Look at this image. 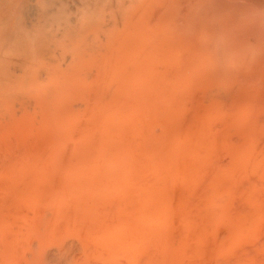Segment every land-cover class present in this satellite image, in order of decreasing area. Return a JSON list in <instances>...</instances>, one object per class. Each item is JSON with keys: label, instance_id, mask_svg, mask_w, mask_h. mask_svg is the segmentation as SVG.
I'll use <instances>...</instances> for the list:
<instances>
[{"label": "bare ground", "instance_id": "6f19581e", "mask_svg": "<svg viewBox=\"0 0 264 264\" xmlns=\"http://www.w3.org/2000/svg\"><path fill=\"white\" fill-rule=\"evenodd\" d=\"M57 89H59V91ZM54 90H57L58 94ZM60 90L61 91L65 90V92L68 91L69 93L70 92L72 93L73 91H76V93H78L77 91H80L79 93H82L81 95L83 97L86 96L89 99L88 101L90 103H87V105L92 104V103L101 105L99 107L97 105V107H98L97 109H100V107H102V106H107L109 108H110V106H112V107L117 106V108L123 107L124 110H122V111H123L124 115H125V109L127 108V106H132V104L135 105L137 103L141 109V106L143 104L148 103V102H146L147 100L148 101L153 100L155 102L165 101L166 104H164V106L166 105L165 107L166 108L168 107V109L171 110V111L169 110V112H171V113L173 112L175 115V117L173 116L175 119L172 117L173 120L174 121L177 120L176 122H182V123L186 122V124L183 126L182 129H186L185 128L186 125L187 126H189V125L193 126L191 131L187 127L189 132H187L188 134L185 132L186 137H183V140L187 139L189 141V143H191V145H193L192 147L188 146V148H187V150H189V147H190V150L187 153H190L189 157H191L193 164H191V166L188 167L187 165H189L191 162L189 163V161L186 160L187 158L185 159L184 156H182V158H181V155L186 153V152H184L186 148L183 145H182V147L185 149L183 151V154H181V155H178L176 152L175 153L177 155L175 153H172V149H171L170 153H166V151L168 150L166 148L167 150L165 151V153L168 154L166 156V159H167L166 163L162 169L159 168V169H161V175H162V177H161L162 179L160 178L161 182H160V184H159V182H157L159 185L155 182V183H153V186H148L150 184V183L148 184V182H150L151 179L149 181V179L147 180V178H152V181L155 180V179L153 180L154 177H151V175H153V174H150L151 172H149V170H148L149 168L148 169L146 168V171L149 172L150 176H147V177L144 176V178L145 177L146 178H145V180L141 179V180H143L142 182H141V180L137 179V178H142V177L138 176V174H135L134 172L131 175V179L127 180L129 177V174H127L128 175L127 176V175L122 174V173H120V174L118 172L115 173V169H113V168H112L113 170H111L113 163H112V160H110L112 165H110L109 161H108V166L109 165L111 166V167H109L110 170H108V171H111V172H109L110 176H112L111 174H113V173L115 174V175L113 174L114 176L111 178L112 180H113V178L116 179L117 174H119V176H117L119 178H120L121 174H122L121 177L127 176V179H125V178L124 179H125V181H129V182H126V184L124 183L121 186V188L123 187L126 189V193L123 192L125 194L122 195L123 190L121 192L115 190V189H117L116 185H118V183L121 184V182H120L121 179H119V178L116 179L118 182H116L115 185H114V182L112 181L113 186H111V184H110L111 181L108 182L107 179L105 181L108 183H105L102 181L107 177V174L109 175V173H106V175L103 173V178H104L103 179L102 174L99 172L101 174L100 180L102 179L100 181L98 179L99 178L98 172H95L92 170V172L95 173L93 181L91 179L92 182H90V180H89L90 178L89 179L85 178L83 180H86V179H87V181L89 180L88 182H90V184L93 186H94V184H96L98 182V184H99L98 186L102 190H105L104 193H106L107 196H109V193L112 192L111 189H113V187H115L113 189V191L115 190V192H118L120 194L115 193L116 195H114L115 196L114 197V196H112L114 194V192H112L111 193L112 195L110 194V196H112L111 198H113V197L114 198L110 200L107 197L108 199H103L102 202H100L101 203L100 204L99 200L97 201L95 196H96V194H98L96 190L99 189L101 192H102V190L98 186H96L97 188L94 186V188H95L94 189L90 185L89 186L90 187L89 193H91V194L88 193L90 195V197H93V193H94L93 191L94 190L96 191L95 192L96 194L94 193L95 194L94 198L96 199V201H94V203H93L94 199H91L92 200V201H90V202H92L91 204L92 205L97 204L98 207H99V205H101V207H99L100 209L97 207V205H94L95 208H98L96 211L93 210L94 208L92 206L91 208H92L93 212H90L91 208L89 209V207L91 205L87 206L86 205L87 203L82 198L83 197L82 192L84 190L88 191V189H87L88 185L86 186V184H88V183L84 182L85 188H83V186H84L83 181L82 182L77 181L75 183L76 185H78V183H79V185H78L79 187L77 186L78 188L75 186V184H72V181H71L72 178H73V180H75V179L77 180V178H78L76 175L78 173V171H77V173H75V171L78 168H76V165H74V163L72 165L71 162H73V161L68 162V160H67L68 157L65 156L64 158H67V159L63 158L62 162H64V160H65V164H66V161H67L69 164H71V166L75 167L74 168L75 171H73V168L68 169L70 167L69 164H67L69 167H67L66 165L64 166L63 164L61 166L66 167L67 171L68 170L70 171L69 173H71L73 171L75 174L73 175V172H72L71 176L73 175L74 177H72V178L69 177L71 179L70 180L71 183L65 182L64 184L66 185L65 187H67V184H69V186H70V184L73 185V186L69 187L70 191H71V188H74L76 190L81 188L78 191L83 190L81 192L82 197L78 194L79 196H76V198L78 197L76 200H74V198H73V200L75 202H77V204H79L78 208L81 209V210H77V211H81V212L78 213L76 210H75L76 212L74 210H72L73 208L70 204V208H72L71 213L73 214V216L76 215V217L75 216L74 217L63 216V215H65L66 211H64L65 209L64 210L61 209V207L63 205L66 207L69 206L68 201L72 200V199H69L67 201L66 200L67 194L66 193L63 194L64 192L62 194L66 195L65 196L66 198L64 196H62V194H61V190L63 189L62 188V182L59 181V183L61 182L60 195L62 197H64L61 199H65V201L64 200H61V201H63L64 203L67 202V205L66 204L62 205V202L59 204V206L62 205L60 207V210L64 211V214L62 216L64 217L63 219L65 222L60 223V222H56V220H55V222L58 223L55 227V231L57 230L55 233H58L61 235V234L66 232L63 235H64V237L66 236V234L68 236V234L70 232V229L68 231V227L71 228L70 227L71 224H72V226L76 225L75 226L76 230H77V227H78V230H80L81 227H79V225L84 224V222L89 223L90 227L88 229H86L84 226H82V229L80 230V232L78 231L79 234H77V232H75V231H73V229H71L72 233L74 232V234L76 233L78 235V240L76 238H74L75 240L70 239L71 241H69V242L65 241L66 244L64 243V240H63V244L58 245L57 248L55 247L54 244H53L54 247H52V245L51 246L49 245L52 242L51 241L52 239L50 240L51 242L47 239L49 241L48 245L50 247L48 245H46L47 248L45 249V251L44 252L41 251L42 249H44L43 246H45L43 244L45 242L41 241V239H44V237H46L45 235L49 234L48 230H46L48 227L50 230L49 232H52L51 231L52 225H46V223H45L46 218H43V220L41 221L42 217H46L50 213L49 211L44 212V214L46 216L40 215L43 212H40V214L38 213V211H40V208L42 206L38 205V206H40V207H38L36 205V203L38 204V202H39V201L37 202V199L38 198L40 199L42 194L47 191L46 189H45L46 191L41 190L39 187V192L41 193L43 191L41 193V196L40 197L38 196V198H36L35 205L37 206V208L39 210L38 209H36L37 211L34 210L37 213L36 214L32 213V214L38 218V220H35V221L36 222L39 221L38 223H40V224L38 226H40V230L43 232L42 233L38 232L39 228H37L38 226H35L38 230L35 229L37 231H35V230L34 231L38 232V235H37V233L33 234L35 232L32 233V231L35 227L32 228L29 226L32 225L31 221H32V218H34V217L33 216L31 217V212L29 209H28V211L30 212L29 214H28V212H27V214H26V212H24V214H26L27 216L30 215L29 217H31V220L28 219V221L30 220L28 223H31L30 225L27 224L28 226L21 221L22 219H24V217L26 220L27 216L25 215L24 217H22V216L19 217L21 215V214H19V211H18V213L14 212L15 214H19V215H17L19 217V219L22 218L19 220L18 224H20V223L24 224V226L29 227V230L31 231L30 232L27 228L23 229L22 228L23 226L22 227L19 226L20 228L17 227L18 226L17 225L18 221H17L15 223V225H16L15 228L16 227L19 228L20 233H16L17 230H16V232L15 231L14 232L16 233V236L18 234H20V235H23V236H20L21 238L24 237L21 240L22 242L21 241L18 243L16 242L17 244H23V240H27L28 238H30L31 234L36 236L35 239L36 238L40 239L41 237L38 238V236L40 234H43L44 230H45V232H47L46 234L44 233L43 237L39 240V242L41 244H40V246L38 245V247H40L39 249H41V250L38 249L39 250L38 251L36 249L35 251L37 253H35L34 251L31 252L33 249H35V246L33 247V245L31 246L29 244V241L31 242V238L33 240V238H34L33 236L30 239H28L27 245L23 244V246H24L23 248H20L19 245L16 246L13 241L10 242V240H9L8 245L14 244L15 246L14 245L13 246L15 248L17 247V248L26 250L25 246L30 247L31 255L33 253L32 258L34 256V261H33V259L30 260L31 258H30L29 250H28L29 253L27 251H26L27 253H25L26 257L27 256H29V257H27V258L23 257L24 259L21 257L22 255H24L21 252L22 250L20 251L22 253L21 256L19 255L20 252L18 250L17 251L14 250L13 252L9 251V253L12 256L8 253L9 256H11L12 258H13L14 254L16 255V257L20 256L19 261L26 260L22 264H31L32 262H33V264H48L49 260H52L53 262H55L53 259H56V258H58V261H60V264H89V263L91 264V263H93V262H91V259H93L95 256L99 260L105 258L103 264L105 262L106 263L109 262L107 257L110 259V262L107 264H150L149 261L150 262L155 261V260H152L155 258L150 259L151 257L149 258L147 253H149V251H151L150 249L152 247L155 249V247H156L155 244H157L159 241H161L163 243L165 242L164 240H166V239L162 240L163 238L160 237V238H162L160 240L159 235H161L162 232L164 233V231L166 229L164 227L165 230L164 231L161 230V232H159V230H158L159 233H157L155 231L157 234L153 235L154 229L152 228L153 232H150L151 229L150 230L148 229V225H149V227H153V226L160 227V226H156V223L158 222V224H160L159 222L164 220V218L166 216L165 214H167V210L168 209L170 210V208H171L169 206L170 204L168 203V202H171L170 201L171 198L173 200L171 204L175 205V207L177 209H181V208L184 209V211L183 210L180 211V213L183 211L184 215L178 216V217H180V219H181V217H183L181 219V221L183 222L184 225H183V229L180 227L182 224L178 225L179 228H178V226L175 228L172 225H170L169 227L172 226V228L177 229V232H175L176 236H179L178 235V233H179L181 235L180 237H182L183 239L185 237V240H183V242L184 241L187 242L186 239L187 240L189 239L187 245H189V242H190L189 231L191 230V231H193L192 234H196L195 231L197 230V233L201 232V234L204 235V233H206L207 229L209 228L208 227V224H210L209 220L213 217L214 218L216 217L215 219H217V217L222 216V218H223L222 221L224 222L225 221L224 216L233 217L234 220H237L236 217L239 218L243 215L244 216L247 215V213L251 212L249 210L251 208L248 209V207H255V210H253L255 212L257 209L256 207H258L257 212H259V210L261 212H262V210H264V208H263L264 207V0H0V103L1 104H4L6 102L9 103V107L12 105L11 106L12 109L13 108L20 109V108H17L16 106H18V107L20 106L22 108H27V106H31V104H33L34 102L37 103L36 100L34 101L35 94L38 93V95L40 96L39 92L42 94L44 91H47V94L49 92V95H50L51 91H52V93L54 91L57 95L60 96L59 100H61V97H63L61 95H65L63 97V98H65V100L62 99V101L64 100V102H66V100H67L66 97L71 95L69 97V100L72 98L70 101V104H72L73 109H74L73 112H74L76 110V108H74L75 104L73 105V103L76 102V99H77L76 97L78 96V98H79L81 95L79 96V93H78L77 96L75 98H73L74 97L73 94L70 93V95H69L68 92L67 93L64 92L65 94H63V92H61V94H59ZM36 91H39V92H36ZM55 93H54V95H55ZM76 93H74V94H76ZM106 93H108V95H109V93H111L110 96H107V99L105 98ZM44 94H46V93L44 92ZM67 94H68V96H67ZM114 94H116V95H114ZM46 95H45V97H46ZM101 95H103V97ZM113 95L115 96V98H111ZM50 97H54V96L50 95L49 98ZM57 97L58 96H56V98ZM159 97L163 98V100L162 99L160 100ZM40 98H41V96L39 97V100H40ZM46 98H48V95ZM56 98L54 97L55 102L58 101L56 103V106H57V104L59 103V100L56 101ZM87 98L84 100L86 101ZM108 98H110L112 100L107 101ZM54 99H52V101ZM73 99H75V101H73ZM81 99H82V97L79 98V100H81ZM154 99H159V100L156 101ZM42 100L43 99L41 98V100L39 102H42ZM47 100L49 101L51 99H46L44 104H47L46 103ZM69 100H67V101H69ZM155 102H153V103H155ZM10 103H11V105H10ZM53 103H54V101H53ZM84 103L82 105H84ZM63 104L65 105V103L62 102V106H61V102H60L58 105L60 107H63ZM70 104H69V106H70ZM159 104L161 105V103H159ZM13 105L15 107H13ZM52 105H54V104H52ZM52 105H50V106L48 105L47 107H45V109L46 108H52L51 107ZM66 105L64 107H66ZM145 105H146V107H148L150 104L149 105L145 104ZM156 105L154 107H157L156 109H158V105L157 106ZM3 106H5V107L0 106V108H1L0 113H1V110L3 108H6L5 104ZM38 106H41V105H38ZM72 106H70L71 108L66 107L65 109L70 110V109H72ZM76 106H78L77 108H79V109L81 108L77 104H76ZM84 106H86V105H84ZM164 106L160 107L161 111L164 108ZM11 108H8V109H11ZM30 108L32 109V107H30ZM37 108L38 107H34L35 111L37 110ZM129 108H131V107H129ZM129 108H128V110H129ZM148 108L150 109V106ZM166 108H164V110ZM8 109L7 110L4 109L5 111L2 110L4 112V115L7 114V111L12 110V109L11 110H8ZM38 109H40V111H41V108H38ZM43 109H44V107H43ZM62 109L60 111L63 114L65 112H62ZM89 109H92V111L90 110L91 114L94 112H98V110H95V109L93 110V107L89 106ZM106 109H108V108H106ZM114 109H115V112H117L116 108H114ZM133 109L134 108H132V110ZM143 109H141L142 111H140V115H142L141 118L144 120L139 119V116H138V120H137L136 124L138 123V125L140 126V124L143 123L142 125L144 128L145 122H146V125L147 124L151 125L154 122L155 118L153 119L151 116V119H150V122L152 121L151 124L147 123L146 116L144 115L145 118H143V114H141V112L144 111ZM151 109H153V107ZM50 110L52 111L54 109H50ZM104 110L105 109L103 108L102 112ZM132 110L130 109V111H132ZM164 110L162 111L163 113H164ZM24 111H26V110H24ZM24 111H22V112L20 111V114L23 115ZM27 111H29L27 113H30L29 107H28ZM40 111L38 113H40ZM55 111H54V113H55ZM77 111H79V110L77 109L76 112ZM106 111H108V110H106ZM106 111H104V112H106ZM166 111L167 110H165V112ZM13 112H14V110H13ZM18 112L19 111H17V113ZM32 112H33V110H31V115H33ZM73 112H71V113H73ZM151 112L154 113L155 111L153 110ZM24 113L27 114L26 112H24ZM34 113L37 114L36 112H34ZM41 113H42V111H41ZM71 113L69 111L68 115ZM74 113H73V115H74ZM81 113H82V116L84 115L83 113L87 114V112H83V111H81ZM109 113H110V110H109ZM118 113L122 114L121 110H120V112L118 111ZM127 113L128 112H126V114ZM133 113H135V112H133ZM133 113H132V115H134ZM137 113H139V112L138 111L136 112V114H135L136 116H137ZM76 114H78V113H76ZM98 114H96L98 117H100V115H101V117H102V115H104V116L107 115L106 113L102 114L101 111L98 112ZM113 114L116 117L118 116V119L121 120L119 117L120 114H117V113H113ZM115 114H117V115H115ZM162 114H160V115L162 116ZM14 115H15L14 117L17 116L16 112ZM22 115L18 116L17 119H20L19 121H21V118H19V117L20 116L22 117ZM28 115H30V114H28ZM59 115H60V113L57 114V116H58L57 118L61 119V117ZM85 115H84V119H86L87 116H89V115H87V116H85ZM93 115H95V114H93ZM148 115L150 118V114H148ZM155 115L157 118L158 117L157 114H155ZM2 116H3V114L1 115V117ZM8 116H9V112H8ZM47 116H45V117H47ZM66 116H67V114H66ZM114 116H112V118ZM136 116H135V118H136ZM71 117H73V116L69 115V117H65V115H64L63 118L64 119L70 118L69 120H71ZM76 117H78V116H76ZM79 117H80V115H79ZM79 117L77 119L81 118V117L80 118ZM2 118L5 119V121H7L9 119V117L5 118V116ZM57 118L55 116V119H57ZM89 118H91V116L88 117V119ZM159 118L156 120H158V121L160 120L159 122H161V118L160 119ZM3 119H0V120H2V122H3ZM17 119H15V120L17 121ZM25 119L23 118V120H25ZM40 119H41V116H40ZM67 119H65V121H63L66 124H67V122H66ZM88 119H86V121H88ZM92 119H94V118H92ZM92 119H90L91 121L90 120L89 121L92 122ZM100 119L96 120V123L97 122L100 123V121L102 120V119L101 120ZM127 119H128V117H127ZM136 119H134V121H136ZM165 119H168V121H169L168 117ZM12 120H10V121H12ZM49 120H51V119H49ZM72 120H73V121H71L72 124H74L73 122H76V124H77L78 121H74V119H72ZM104 120L105 119H103V121ZM107 120L108 119L106 118V121ZM119 120L118 121L115 120V122L117 121V123H118ZM28 121L30 123L31 120H29V118H28ZM34 121L35 120H33V123H34ZM39 121H38V123H39ZM43 121H45V120H43ZM46 121H47V119H46ZM46 121L44 123H46ZM57 121H55L56 123L54 122V124H56V125H54V124H52V125H54L55 127L56 126L58 127L57 123L61 124V122H60L61 120L60 121L57 120ZM139 121L141 122L140 124H139ZM168 121H167V124H168ZM21 122H22V124L24 123L23 121H21ZM80 122H78L79 125L82 124L83 119ZM113 122H114V119H113ZM165 122L162 124H160V123L154 124L153 125L154 128L151 126L148 127V125H147V129H146V127H145V129H143L144 132H143L142 128L134 125V126H136V129L140 128L139 130H137L138 133H140V130L142 131V133H144L143 134L144 136L140 134L141 140L139 139V137H140L139 134H138L139 135L138 139L135 137H132L135 135L137 136V134H136L137 132H135L134 127L132 128V130L134 129L133 131L135 132L134 135L132 134L134 132H131L132 130H130L131 135L129 132H128L129 134H127L126 136L124 134L123 135L125 136V140L130 139L128 141V143L130 141L132 143H138L137 142L138 140H140L141 143H143V142H146L148 140L147 136H149V134H147L146 130L149 131L148 128L151 127L154 130L150 129V131L155 132L158 130V129H156L158 127V125H160L159 131L156 132V134L159 135V138H158V136L156 138L154 137L157 140V141L155 140L154 142L157 144H155L153 142V140H151V139H153V137L150 135L149 136V137H151L150 142L148 143V146L146 145L147 143L145 145L149 149L151 147L153 149L154 148L153 146L158 145L157 146L158 148H156V149H160V150H158V152L161 151V153H162L165 148L163 149L162 147H159L160 144L165 143V141L167 142L168 139L172 138L171 136H174V135L170 136V134L168 133L170 138L169 137L166 138V136H165L166 134L164 135L163 125L166 124ZM191 122H192V124H190ZM203 122L204 123L209 122L208 125H210L211 123H213V124H211V126H207L204 130V129H202V126H203V128L205 126V125H202V124H204ZM215 122H217V123L219 122L220 125L222 123L224 130L221 128L219 130L218 129L219 127H216V125L214 124ZM223 122L226 123L225 126L223 125ZM239 122H249L250 124L246 123L248 125V127H247L245 123L244 124H242V123L238 124ZM38 123H36V124L38 125ZM84 123H86V122L84 121ZM84 123H83V126L81 125L82 127L79 128L80 131L83 130L82 128H84ZM96 123H93V124L96 125ZM107 123H110V122L107 121L106 123H104V124H106V125H104L105 127H107ZM25 124H23L24 125L23 127H25ZM64 125H62V126H64ZM79 125H76V126H79ZM98 125H99V128L101 126L100 129L98 128V131H102L101 129H103V133H104L105 128L104 127L102 128L103 124L97 123V127H98ZM156 125H157V127H156ZM170 125L167 127H170ZM212 125H215L216 128L213 127ZM241 125H243V126H241ZM54 126H52V127H54ZM66 126H68V125H66ZM87 126H88V124H87ZM171 126H173V124ZM175 126H177V125L175 124ZM222 126H220V127H222ZM55 127H54V129H56ZM164 127L166 130V126H164ZM209 127H212V129H209ZM36 128H38V127H36ZM45 128L44 129L47 132L50 131L48 129L49 127L45 126ZM60 128L61 129H58V130H60V132L58 130H55L57 132L54 131L55 135H56V133L58 135H59V133L61 134L62 131H66L70 127H68V128L63 127V128H65L63 130H62V127H60ZM76 128H78V127H76ZM108 128H111V127H108ZM213 128L216 130H214ZM117 129H118V127H117ZM171 129H172V127H171ZM171 129H170V131H171ZM173 129H174V126H173ZM173 129H172V134L174 133ZM180 129H181V127H180ZM36 130L37 129H35V131ZM45 130H43V131L46 132ZM91 130L93 132L96 131L95 127ZM91 130L88 129V132ZM109 130L110 129H108V133L110 132ZM161 130H163V134L161 133L162 135L160 134ZM177 130L179 133V129H177ZM177 130L175 132H177ZM16 131L18 132V131H20V129L19 130L17 129ZM52 131H53V129H52ZM92 131L88 135L92 136L91 135V133H93ZM126 131H128V129ZM32 132H34V131H32ZM66 132H68V134L70 132L75 133V132H72V130H70V132L67 130ZM85 132L86 131H84V133H83L81 131V132H79L80 135H79V133L78 134L76 133V134H72V136L76 139L79 136H81V133H82L84 136L83 140H85L84 138L87 137L85 134L88 133V132H86V133ZM121 132H123V131H121ZM64 133L65 132H63V134ZM71 133H70V135H71ZM108 133L107 134L104 133V135L106 134L108 136ZM110 133H112V132H110ZM113 133H114V130H113ZM13 134H14V131H13ZM68 134L65 133V136L63 135L62 138H65L66 135H68ZM100 134L101 133H99V134L97 133V135H95V133H93L92 137L94 138V135H95V138H97L98 135L102 136V137L104 136V135H102V134L100 135ZM145 134H146L147 139L145 137ZM153 134L154 133H152V135ZM55 135H54V137L56 138ZM75 135L78 137H76ZM129 135L132 137L133 140H135V142H133V140L131 139V137ZM116 136L117 135H115V137ZM142 136L145 137V139H146L145 141H144V139L142 141ZM176 136L177 135L174 136V139H177ZM35 137L36 136L34 135V138ZM40 137L45 138V136H42V135ZM47 137H49V136H46V138ZM50 137H49V139H50ZM59 137H60V135H59ZM68 137L65 139H59V140L61 142H62V140H64V142L67 141V144L71 143V142H69L71 137L69 139H68ZM73 137H72V139H74ZM92 137H90L89 139H91ZM126 137H128V139ZM58 138L54 139L53 141L58 140ZM95 138L92 141V143H90V144H96L95 141L97 139L95 140ZM101 138H99V140ZM103 138H106V137L104 136ZM160 138H163V139H160ZM23 139L27 140L26 138H23ZM36 139H38V137ZM49 139H46V140H48L49 143L50 142L52 143L51 146L48 143V145L50 147H52L54 143L52 141H49ZM75 139H74V141L76 142L77 139L76 140ZM164 139H166V140H164ZM34 140L33 141L31 140L28 143V145L29 144L31 145V143L33 144L32 148L35 146ZM99 140H97V141H99ZM106 140H107V138H106ZM106 140H103L102 144H106V143H104V141H106ZM111 140H108V141L110 142ZM86 141L85 142L83 141V143H86ZM179 141H178V143H179ZM22 142H20V144H21V145H19L20 147L25 143L27 144L28 140L25 141V143H23V144H22ZM79 142L81 143L82 140L79 139ZM123 142H125V141H123ZM158 142H159V144H158ZM171 142H172V140H171ZM173 142L176 143L177 140H175ZM17 143H15V144L18 145ZM40 143L44 144V141L43 142L40 141ZM80 143L77 142V144L76 143L75 144L77 146ZM83 143H82V146L85 145ZM112 143H113V141H112ZM175 143H173V144H175ZM181 143H182V140H181ZM185 143L186 142L184 141V145H185ZM43 144L41 145L38 143V145H36V146L41 145L40 147L42 148ZM65 144H64V146H65ZM102 144H99V143L96 144V146L98 145V150L100 148L99 145L102 146ZM143 144H141V145L143 146ZM149 144L153 145V146L149 147ZM169 144H171V143H169ZM46 145L47 144H45V146ZM55 145H58V144H55ZM112 145H114V144H111V146ZM116 145L117 144H115V146ZM119 145H121V144H118V146ZM172 145H171V147H172ZM19 146H18V149H19V151L21 150V155H22V153H23L22 151H25L26 149L22 150ZM36 146H35V148H36ZM45 146H43V148ZM62 146H61V149H62ZM64 146H63V148H64ZM78 146H80V145H78ZM85 146L86 147H81V148H84V150L88 151L87 145H85ZM103 146H106L107 149L110 147V145L108 147L107 144L103 145ZM132 146H130V147L133 148L134 150L136 148H138L137 150H139V151L141 149H143L144 151H149L152 154V150L151 151L149 149L145 150L147 148L145 146H143V148H141V149H140V147H138V146H140V144L138 146H133V147ZM176 146H178V145H176ZM14 147L15 146L12 145V148L10 147V150L13 151ZM26 147H28V146L26 145ZM30 147L31 146H29L27 149L28 150L30 149L31 151L36 153L35 150H37L38 148L35 150L33 148V150H32V148H30ZM58 147H59V145H58ZM92 147L93 146H91L90 149ZM106 147H104V148L101 147V148L103 150H105ZM130 147L128 146L127 148H130ZM144 147H145V149H144ZM169 147H170V145H169ZM182 147L180 146V148H182ZM43 148L40 149L39 151H41V150L45 151L46 147L44 149ZM74 148L66 147L65 149L67 151L69 149H73L72 152H74L77 150V149L74 150ZM120 148H121V146H120ZM123 148H125V147H123ZM172 148H174V147H172ZM52 149H53V147H52ZM56 149H54V150L56 151ZM65 149H62V150H65ZM95 149H97V147ZM102 149L100 150L101 152H102ZM133 149L130 151L132 154V157L134 154L133 152H136ZM162 149H163V151H162ZM47 150H49V149H46V151ZM57 150H58L57 155L56 154L53 155V157L55 156L54 162H56L57 159L60 160V157L58 156V154L61 153V150L60 149H57ZM111 150L107 151L108 152V153H106L107 156H108V154H110ZM113 150H115V149H113ZM121 150H122V148H121ZM176 150H173V151H176ZM39 151H38V154H42V152L39 153ZM50 151H52V150L50 149ZM69 151H71V150H69ZM80 151H78V152L80 153ZM86 151H85V154H86ZM90 151H92V150H90ZM116 151H118V147H117ZM116 151L113 153L116 154L117 153ZM125 151L126 150H124L123 153ZM27 152L29 153L30 151H26V153ZM47 152H49V151H47ZM62 152L64 153L66 151H62ZM72 152H70V153L73 154ZM177 152H178V150H177ZM180 152H182V151H180ZM32 153L30 152V155ZM53 153H54V151L50 154V156ZM67 153L68 152H66L65 155ZM70 153H68V154H70ZM75 153H77V152H74L73 155H75ZM24 154H25V152H24ZM38 154H37V156H38ZM99 154H102V153H99ZM131 154L129 153V155L128 154L125 155V153H124V155L122 154V156H124V157L126 156V158H124V159L129 160L127 157H129ZM136 154L137 155L139 154L140 159L142 161H146V158L149 155V154L147 155L146 152L143 154H140L138 152ZM11 155H13V157H15L13 153ZM21 155H18V156H21ZM102 155L104 156V154H102ZM110 155L112 156V153ZM22 156L23 157H20V158L18 157V159H21L20 161H22L21 165H20L21 167H22V163H24L23 159H25L27 162L29 160V162L31 164H32L33 160L35 162L34 158L31 162L32 158L28 159L27 158L28 156H26V155H22ZM24 156H26V158L28 160ZM37 156H36V158L40 159L41 156L40 157L39 156L37 157ZM70 156H69V158L72 160L74 159V162L76 164H78L80 159L79 160L77 159L75 161V157L71 158L72 156L71 157ZM77 156L80 157L81 155L79 156V154H78ZM85 156L87 157V155H84L82 157H85ZM92 156L94 157V155H92ZM107 156H106V158H108ZM111 156H109V157H111ZM153 156L156 157L155 155H153ZM186 156L188 157V155H186ZM56 157H57V159H56ZM114 157H113V159H114L113 162H115V160H117ZM154 157H151V159ZM43 158H47V159L49 158L48 160L50 161V159L52 157L44 156V157H42V159ZM121 158L122 157H119L118 160L120 159V161H121L122 160ZM134 158H135V155H134L133 159ZM149 158H147V159H149ZM15 159H17V156ZM55 159H56V161H55ZM90 159L91 158H88V160H90ZM94 159L95 158H93V160ZM124 159L122 160L123 162L127 161ZM3 160H4V164L7 165V167L9 165L11 166V164H13V165H14V163L16 164V162L20 163L18 160H16V162H14V163H12L13 161H10L11 164L9 162V165H8L7 164L8 162H5V158L2 159V163H3ZM59 160L57 161L58 162L57 165L61 164V163H59L60 162ZM97 160L100 161L99 158ZM105 160L107 161V159H105ZM152 160H151V162L154 161V160L153 161ZM45 161H47V160H45ZM45 161L43 162V164L45 163ZM135 161H136V159H135ZM139 161H137V162L140 163ZM156 161L158 164L157 165V169H158V166H159L158 162L161 161V159L159 158V160L157 159ZM163 161H164V159H163ZM29 162L24 163V166H25V164H26V166H27V164L29 165ZM36 162L32 164L33 166L31 165L32 168L34 167L35 164H39L38 162L37 163ZM80 162L83 163V161H81V160H80ZM92 162H94V164H95L97 161L95 162V161H92V159H91L89 161V164H86V163H88V161H87V162H84V165L85 164L86 165H90V164L92 165L93 164ZM100 162H102V160ZM103 162L100 163V165L101 164L104 165ZM40 163H42V162L40 161ZM138 163H137V165L139 167ZM161 163H163V162L161 161ZM96 164H95V166H96ZM120 164L121 163H119V165ZM124 164H125V166H122L123 169H126L127 168L126 166L128 164L131 165L130 163H124ZM135 164H136V162H135ZM135 164H134V166H135ZM140 164H142V163H140ZM149 164H151V163H149ZM152 164H151V166H152ZM13 165H12V167H14ZM50 165L53 167L54 164L53 165L49 164V166ZM79 165L81 166V164H79ZM97 165H99V163ZM119 165H117L118 169L121 167ZM31 166H30V169L32 172V170L34 168L32 169ZM92 166H94V165H92ZM99 166H97V167H99ZM194 166H195V168H193ZM12 167H10V168H12ZM25 167L24 168L22 167L21 171L23 170L25 172V173L24 172L23 173L26 176V173L28 172V170L26 172ZM28 167L29 166H27V168ZM35 167H36L35 169H37V166H35ZM38 167H39L38 170L40 169L42 171L45 168L44 166H41V164H39ZM41 167H44V168L42 169ZM52 167H51V169H52ZM97 167L94 169H97ZM104 167H106V165ZM138 167L136 166L137 169H139ZM145 167L146 166H144V168H140L139 170L142 172V169L145 170ZM185 167H188L189 169L188 168L185 169ZM3 168L4 167H2V169ZM18 168H20V167H18ZM48 168L50 169V167H48ZM57 168H59V167L54 166L53 171H55V169H56L57 172L59 173V171H58L59 169H57ZM99 168L101 169V167H99ZM2 169L0 168L1 173L2 172L4 173L6 170H4V169L2 170ZM12 169H11V171H13L15 168L13 170ZM49 169L45 168L44 173L48 174L49 175L48 177L52 178L51 174L52 173L55 174V173L50 169L51 173L49 174ZM81 169H84V168H81V167L79 168V171L83 172V170H81ZM85 169L87 170V168H85ZM129 169H130V167H129ZM154 169H156V168H154ZM8 170L10 171L9 167H8ZM38 170H35V171H38ZM40 170H39V172H40ZM46 170L48 173L46 172ZM86 170H84V171H86ZM88 170H89V167H88ZM97 170L99 171V169H97ZM103 170H104V168L101 169L100 171H103ZM242 170L243 171L247 170V172H248L247 174H249V175L251 173L250 170H253L255 172V174H253V177L245 179V178H242L244 176L241 177V175H240V173L243 172ZM11 171L9 173H11ZM67 171H66V173H68ZM108 171H106V172H108ZM146 171H145V174H147ZM156 171H158V170H156ZM33 172H34V170H33ZM39 172H37V173H39ZM103 172H105V170ZM13 173H15V170L13 171ZM13 173H11V174H13ZM44 173L40 176L43 177V180H46L48 177L46 178L45 176H47V175H45ZM61 173H63V171ZM61 173H59L58 177L62 176ZM243 173H246V172H243ZM6 174H8V172ZM16 174H17V177H14L13 175H9V174L8 175L10 177L13 176L14 180H15V178L17 180L19 173H17V171H16ZM16 174H15V176H16ZM28 174H27V176H28ZM30 174H31V178L29 177L30 179H28L27 181L33 180L30 182L31 184H32V182L34 184V183H37V181H38V182H40L39 183V186H40V184L42 183L41 182L42 178L39 177L41 179V180H39L38 176L35 173H33V175H35V177H37L34 179V176H32V173H30ZM79 174H80V172H79ZM96 174L98 177L96 176ZM0 175H2V174H0ZM92 175H93V173H92ZM53 176H55L54 179L57 178L56 175H53ZM104 176H106V177H104ZM110 176H108V177H110ZM142 176H143V173H142ZM1 177H3V175ZM22 177H21L23 179L22 181H24V176H22ZM90 177H92V176H90ZM95 177H97V178H95ZM156 177H158V176H156ZM159 177H160V175H159ZM8 178H7V180H8ZM13 178L11 177V179H13ZM61 178L63 179V177H60V180H61ZM175 178L176 179L178 178L179 179L178 182L181 181L184 186H183L182 193H180V194L176 193L177 191H175L173 193V191H171L174 194V195H171L169 187H170L171 183H173L172 180H174ZM20 179H18V180H20ZM57 179L59 180V178H57ZM57 179H55V180L57 181ZM95 179H96V181L97 180L98 181L94 182ZM124 179H122V180H124ZM2 180H5V179H2ZM14 180H12V181L14 182ZM34 180L36 182H34ZM55 180H54V184L52 186H49L46 183V181H43V182L49 186V190H50V188L52 189L53 186H55V184L58 183ZM157 180H159V179H156V181ZM12 181H11V183H12ZM22 181H20V183L24 184L26 180L24 181V183ZM52 181H53V179H52ZM52 181H49L50 185H51ZM152 181H151V183H152ZM248 181H249V185L247 186L246 184ZM93 182H94V184H93ZM136 182H138V183H136ZM5 183H4V185L7 187V185L10 182L7 185ZM59 183H58V185H59ZM80 183L83 186L80 187ZM31 184H28V185H31ZM154 184H157L158 186L157 185L154 186ZM15 185L11 184L10 186L11 187L12 186L17 187ZM18 185H19V183H18ZM34 185L37 186L36 184H34ZM178 185H176L174 187L177 188V186H178L177 189H179L180 184H178ZM2 186H3V183L1 184L0 187H2ZM19 186H21V184ZM24 186H26V187H24ZM48 186L46 187L47 189H48ZM138 186H140L141 188H139ZM23 187L27 189L28 186L23 185L20 188L24 189ZM30 187L33 188L34 186H30ZM20 188H18V189H20ZM37 188H38V186H37ZM37 188L34 187L35 190ZM42 188H43V185H42ZM56 188H55V190H56ZM91 188L94 190L92 191ZM133 188L140 190L139 195L137 194V196H135L136 189H133ZM170 188H172V187H170ZM3 189L1 188L0 190L3 191ZM26 189H24V191L18 190L19 192L16 194V196L18 195L19 196L18 198L21 199L20 202H22V200L25 197L27 198V199L25 198L23 200L24 204L27 202L25 200H28L29 196H31L29 190L27 191L28 194L27 193L23 194V192H25ZM65 189H68V187ZM69 189L67 191H69ZM131 189L134 190V191H131V192H133L132 197L138 198V199H134V200H137V202L135 201L136 202L135 204L138 207L137 208L134 205V210H133V205H132L134 202H132L133 200L131 201L132 197L131 198L128 197ZM76 190L71 191V193L74 196L77 195ZM99 190H98V192L100 194L101 192ZM4 191H5V189H4ZM20 191L22 192V194L20 193ZM36 191H37V193H39L38 190H36ZM50 191L52 194H54V192H52V190H50ZM56 191H59V189H57ZM56 191L54 194L55 199H57L56 198ZM7 192H9L8 189H7ZM75 192H76V194H74ZM2 193L4 194V192H2ZM13 193H14V190H13V192H9V194H13ZM19 193H20V195H19ZM150 193L155 194L156 199L158 198L160 201L159 204L161 203V205H160L161 208L159 206L158 209L155 208L154 205H152L157 210L156 214H153V215H152V213H154L155 210L153 209L154 212L151 211L152 212L151 213L149 211L150 210V208L148 207L149 205H146L148 203V200H149L148 198L151 197ZM3 194H2V196H3ZM9 194H6V195H9ZM35 194L34 195L32 194V196L35 197L36 196ZM47 194H49L48 191H47ZM47 194L45 193L44 195H47ZM70 194L68 193L69 196H72ZM88 194H87V196H88ZM153 194H152V196H153ZM23 195H29V196H24V198H21L20 196L23 197ZM37 195H40V194H37ZM87 196L84 195V197H86V198H87ZM6 197L10 198V195H9V197L8 196H6ZM49 197L53 198V195H50ZM90 197H88V199ZM99 197H101V196L99 195L98 199H99ZM104 197H105V195L103 194L101 199ZM230 197H231V201H234V200H232L234 198H236L237 201L236 202L234 201V203L232 202L234 205L233 204L231 205V202L229 203L230 204L229 208L231 209V212L228 211L229 214H225L226 212L224 213V211H226V210L223 211V207L227 208L228 206H226L227 204L226 203L224 204V202H222V201H226V199L230 198ZM3 198H5V196ZM3 198H0V199L2 200ZM13 198L18 199L15 196ZM48 198H47V200H48ZM79 198H81L82 201H84L83 204L85 205V207L83 204L80 205V203L82 201L80 199V201H81L80 202ZM126 198H127V205H126V200H125ZM152 198L155 199L154 197H152ZM152 198H151V200H152ZM6 199H5V201H6ZM11 199L12 198H10L9 200L7 199V200L10 201ZM14 199H13V201H14ZM32 199H33V197H32ZM32 199H31V201H32ZM41 199H42V197H41ZM53 199L51 200V198H50L49 201L50 202L52 201V203H53ZM1 200H0V203H2ZM34 200L35 199H33L32 202L30 201L31 202L30 204H32L34 202ZM44 200L45 199L41 200V202L45 203ZM211 200H214V201L217 200L215 203H217V202L221 203V204L223 203L224 205H220V204L217 205L216 204V205H214V207L211 208V206L213 205V202H211V204L209 206V203H210L209 201H211ZM55 201H56L55 203H57L58 200H55ZM74 201H71L69 203H72ZM59 202L60 201H58V203ZM95 202H98L99 204L95 203ZM152 202H153V200H152ZM152 202H151V204H153ZM4 203H6V202H4ZM15 203H17V202L15 201ZM15 203H13V204H15ZM19 203H17V204L19 205ZM47 203H48V201H47ZM47 203H45V205ZM13 204H12V206H13ZM28 204H29V202H28ZM6 205H7L6 206V209H7V207L9 205L7 203H6ZM18 205H16V206L18 207ZM33 205L34 204H32V206ZM75 205H76V203H75ZM75 205H73V207H75ZM144 205L147 206L146 208H149V210L146 209L149 212H147L145 209L144 210L146 212L144 210L140 211L139 208H141ZM157 205H156V207H157ZM262 205H263V207H262ZM0 206H1L0 207L1 208L0 214H1V212H3V214H5L8 211V210L2 211V209H3L2 207H4V209H5V205L0 204ZM19 206L20 207L22 206V209L24 207L23 204H21ZM32 206L30 205L29 207H32ZM82 206L85 208L84 211H82V209H83ZM17 207L13 206L14 209H16ZM26 207H28V206H26ZM48 207H50V206L48 205ZM261 207L263 209H260ZM32 208H30V209H32ZM43 208L44 207H42V210H43ZM46 208L44 210H46ZM50 208L53 209V207H50ZM50 208L48 210H50ZM62 208H64V207H62ZM143 208H141V209H143ZM25 209L26 208H24L22 210V212L25 211ZM74 209H76V208H74ZM237 209H239V210H237ZM252 209H254V208H252ZM19 210L21 212V208ZM87 210H90V211H87ZM172 210H174V209H172ZM247 210H249V211L247 212ZM4 211H5V213H4ZM177 211H175V212H177ZM85 212L87 214H89L90 216H93V217L86 215L85 219H83L84 218L83 214H85ZM14 213H12V215H15ZM59 213H61V212H59ZM81 213H82V215H81ZM178 213H179V211H178ZM231 213H232V215H231ZM37 214H39L41 217L39 218V215H37ZM55 214L56 213H54L53 215L55 216ZM169 214L170 213H168V215ZM237 214H240V215L237 216ZM241 214H243V215H241ZM256 214H258V213H256ZM260 214L261 213L259 212L258 215H260ZM6 215L7 216L4 217V215L2 216V214H1V216L3 217V221L5 218L7 219V217L9 218V221H10V219L12 217L10 218L8 216V212ZM258 215H255V213H254L251 221H253L254 216L256 219V217ZM51 216H52V212L50 213V217ZM54 216H52V217H54ZM57 216H58V218H62V216L59 217L58 214H57ZM57 216L55 218H57ZM171 216L175 217V214L170 215L169 217H171ZM2 217H1V219H2ZM50 217L47 218V221ZM176 217H177V215H176ZM178 217H177V219H178ZM245 217H247V216H245ZM248 217H249V215H248ZM258 217H262V215L258 216ZM262 218L261 219L259 218V219L264 222V220ZM6 219L4 221V224L6 222ZM13 219H14V217H13ZM173 219H175V218H173ZM244 219H246V218H244ZM249 219H251V218H249ZM259 219H257V221ZM15 220H17V219H15ZM50 220H53V219H50ZM57 220L60 221V219H57ZM179 220H178V222H179ZM228 220L226 219V221H228ZM33 221H34V219H33ZM154 221H156V222L153 225L152 223ZM165 221L168 222L167 220H164L163 223ZM171 221H174V220L171 219ZM231 221L233 222L232 224H234V222L237 224L240 222V220H239V222H236V221H233V219ZM247 221H248V219H247ZM257 221H254L255 223L252 222V224L255 225ZM259 221L257 223H259ZM10 222H8V223H10V226L11 225L14 226V223L12 221H10ZM249 222H250V220H249ZM263 222H262V224H263ZM41 223H43V225L45 224V226H42V227L45 228L47 226V228L42 230L43 228L41 227ZM50 223H51V221H50ZM87 223H86V227L89 226V225H87ZM150 223L152 226H150ZM180 223L181 222H179V224ZM218 223H219V221H218ZM246 223L243 225L250 224L251 222L247 223V224ZM34 224H36V223H34ZM220 224H221V222H220ZM226 224L228 225V223H226ZM5 225L3 227H5ZM67 225H69V226H67ZM221 225H219L221 228H223V226L224 227L226 226V225H224V223H223V226H221ZM238 225L241 226L242 223L240 222V224H238ZM235 226L239 227L238 229H240V226H237V225H235ZM235 226L232 229H235L236 228ZM259 226L257 227L258 229L260 228ZM184 227L186 228L185 232H184ZM220 227H219L220 230L217 229L219 236L214 234L215 236L220 237V238H217V237H215V238H217L218 240L226 238V242H227V236H226L227 233L226 234H224V233L227 232L228 226L225 229V232L224 231L222 232ZM231 227L229 226L230 233L228 234V236L231 234V230H232ZM247 227H248V225L246 226V228ZM262 227H264V225H262ZM180 228H181V230H180ZM257 228H256V226H254L252 230L254 231V229H255V231H256ZM9 229H11V228L7 227L6 230H9ZM20 229H21V231H20ZM238 229H236V230H238ZM3 230H5V229H3ZM13 230H15V229H13ZM148 230H149V232H148ZM179 230L181 231V233ZM223 230H224V228H223ZM261 230L264 231V229H260L258 231L260 232ZM27 231H28L30 236L26 239L25 237L28 236V235L26 236V234H28ZM93 231H96V232H93ZM166 231H168V230H166ZM171 231H173V230L171 229ZM219 231L221 232V234H223L222 235L223 237L221 236V234H219ZM232 231H234V230H232ZM239 231H244V232L246 231L247 232L249 230L241 229ZM250 231H251V228H250ZM0 232H2V231H0ZM14 232H11L12 234H10V235H12V236L15 235ZM211 232L212 231H210V233ZM214 232H215V230H214ZM252 232H250V233L248 232V235L251 236ZM4 233L6 234V232H4ZM21 233H26V234L24 235ZM237 233H238V231H237ZM255 233H257V231ZM5 234H3L2 237H4ZM8 234L6 235V242H7V239H11L9 237H12L10 235L8 236ZM71 234H69V235L71 236ZM165 234H166V232H165ZM165 234H163V236ZM241 234H243V235L246 234L245 236H248L247 233H245V234L241 233ZM168 235H172V233H168ZM203 235H201L202 236L201 240H205V238H208L209 240L211 239L210 238L211 235H210V237L205 236V238H203ZM206 235H208V234H206ZM231 235H233V234H231ZM262 235L264 236V234H260L261 238L259 236H257V237H259V239H262L263 238ZM40 236H42V235H40ZM54 236H56V234ZM70 236H68V237H70ZM165 236H164V238H165ZM172 236H174V235H172ZM224 236H226V237H224ZM235 236H236V234H235ZM239 236H237L236 238L240 239L241 236L240 237ZM2 237H0V239ZM20 237L18 235L15 239H17V238L19 239ZM48 237L52 238V234L50 236L48 235ZM57 237H59V236L57 235L55 238H57ZM166 237L168 239L169 236H166ZM193 237H194V235H193ZM257 237H254V238H257ZM55 238H54V240H55L54 242L58 243L57 242L58 240L56 241ZM59 238H61V237H59ZM59 238H57V239H59ZM155 238L156 239L159 238V240L157 239L158 242H155L154 246H151L150 243H152L151 242L152 239L157 241ZM182 238H180V239L182 240ZM194 238L197 239L198 237H194ZM229 238L231 239V237H228V239ZM234 238L235 237H232V239L235 241ZM15 239H14V241L18 240V239L17 240H15ZM61 239H63V236ZM169 239L171 242L174 240V242H172L171 247L175 244L181 243V241L177 243L176 241H178V239L176 240V239H174V237H173V240H171L170 237H169ZM238 239L236 241L237 243H238ZM257 239H254L255 242L257 241ZM259 239H258V241H259ZM197 240H199V238ZM3 241H5V240H3ZM3 241H0V242L2 243ZM33 241H36V240H33ZM44 241H46V240H44ZM193 241H195V240H193ZM260 241L262 244L264 243L263 242L264 240L263 241L260 240ZM36 242L39 243L38 240ZM60 243H62V242L60 241ZM159 243H158V245H162ZM166 243H167V240H166ZM215 243H217V241ZM218 243H219V241H218ZM230 243L234 244V242H230V241L227 242V245L229 248H230V246H229ZM246 243H248V242H246ZM250 243H252V242H250ZM4 244H6L4 247V248H6L7 243H4ZM4 244H3V246H4ZM193 244L195 245L196 243H193ZM233 244H232V246H233ZM244 244H245V241H244ZM158 245H157V247H158ZM194 245H192V246H194ZM199 245L202 247V244L199 243ZM208 245H209V249H210V247H211V249H213L212 245H215V244L211 245L210 243H208L207 247H208ZM224 245L226 246V244H224ZM224 245H221V247H223V249H220V252H221V250H223L225 252V254H223V252H221V254H222L221 255L218 252L219 249L216 250L217 253H219L221 255V257H218V255L215 254L216 257L219 258V260H216L217 262L221 261L220 258H222V256H223V258L225 257L222 260L230 259V255L225 256L227 252L225 251ZM241 245H243V243H241ZM247 245L239 246L240 247L239 249L241 250V247H243L244 250L248 252V247L250 246L249 247V248H251V250L249 249V252H250L253 250V246L255 245V243L253 242L252 245H250V244H249V246H247ZM3 246H2V244L0 245L1 248ZM20 246L22 247V245H20ZM164 246H166V245H164ZM185 246H186V244H185ZM192 246H191V249H189V250L193 249ZM195 246L197 247L198 245L196 244ZM195 246H194V250L196 248ZM217 246H215V247H217ZM232 246H231V248H232ZM245 246H247V248ZM10 247H11V245H10ZM148 247H151L149 249V251H148ZM160 247H162V246H160ZM160 247L158 249H160ZM166 247H168V245ZM201 247H199V248L201 249ZM188 248H190V247H188ZM205 248H206V246L204 247V249ZM235 248L238 249L237 246ZM158 249H155V252ZM162 249L164 250L165 248L163 247ZM204 249H203V251H204ZM258 249H260V248H258ZM25 250H24V252H25ZM102 250H103L104 254L106 253V256L103 253H101ZM180 250H183V249L180 248ZM227 250H230V249H227ZM240 250H238L239 252L238 251L235 252L234 250H232V252L234 251L235 253H240V255H242V252L244 253V251L241 250L242 251L241 252ZM256 250L253 251V253H256V254H253L252 252H250V255H251V253L253 255H257ZM2 251H6V250H2ZM187 251H188V249H187ZM199 251L202 252V249L197 250L195 253H197ZM209 251L207 250L206 253H209L211 255V251L210 252ZM260 251H263V249H261ZM14 252H17V254L19 256ZM45 252H46L47 258H45V256H44L45 261L44 260L42 261V259H44V258H42V256L45 255L44 254ZM99 252L101 253V255ZM151 252L149 254H155L154 250ZM158 252H159V250H158ZM176 252L174 251V253H176ZM188 252H185V253H187V255H188ZM212 252H213V250H212ZM12 253H14V254H12ZM195 253H193V254H195ZM214 253H215V251H214ZM214 253L212 254V256L214 255ZM228 253L230 254L231 252L228 251ZM258 253L260 254L261 252L258 251ZM1 254H4V252H2ZM156 254H159V253H156ZM177 254L179 255L180 253L177 252ZM181 254H183V253H181ZM189 254H191V253H189ZM209 254L208 255L204 254V255L209 256ZM5 255H6V257H8L7 253L4 254L3 256H5ZM15 255H14V257H15ZM169 255H171V254H169ZM172 255H175V254H173V251H172ZM232 255L237 258L236 254H232ZM240 255H238V257H240ZM3 256H2V258H4ZM100 256H103V257L100 259L99 258ZM118 256L123 257L124 260L123 261L120 260V262H118L119 261V259L117 260ZM157 256H158V258H160L159 255H157ZM161 256H163V255H161ZM167 256L164 258H168ZM192 256L193 255H191L190 257L192 258ZM205 256H204V259H205ZM233 256L230 259V263L231 264L232 263L237 264V263H234L235 261H237V259L235 257H234L235 261L234 262L232 261ZM248 256H249V254H248ZM177 257L179 259L180 256H177ZM185 257H186V254H185ZM216 257L214 259H217ZM244 257L242 256V258L245 259L244 260V262H245L247 257L246 258H244ZM251 257L252 256H250V259H247V260H252ZM256 257H255L256 260L253 261L254 263L261 256L258 259ZM263 257H264V251H263L262 258ZM10 258H8V259L10 260ZM176 258H175V260L177 261L178 259H176ZM187 258H188V256H187ZM209 258H212V257L210 256ZM242 258L238 259V260H240L239 264L240 263L244 264V262H242V260H243ZM28 259H29V262H28ZM47 259H48V262H47ZM98 259H96V260H98ZM113 259H114V262H112ZM148 259H149V261H148ZM170 259H172V257ZM206 259H208V257H206ZM261 259H260V261H261ZM164 260L166 261L168 259H164ZM181 260H182V258H181ZM187 260L186 261L184 260V261L187 262ZM200 260L201 259L196 260V261L199 262ZM14 261L15 260L13 259V264H14ZM19 261L18 262L16 261V262L20 264ZM30 261H31V263H30ZM70 261H71V263H69ZM93 261H94V259H93ZM101 261H103V260H101ZM156 261H158V260L156 259ZM156 261L152 262V263H155V264L159 263L160 264V261H158V263ZM161 261H163V260H161ZM169 261H166L165 263H168ZM176 261H174V264ZM192 261L194 262V260H192ZM196 261H195V263L198 264V262H196ZM203 261L205 262V264H207L206 262L208 260H203ZM203 261H202V263H199V264H203ZM53 262L51 263V261H50L51 264H53ZM96 262L97 261H94V263H96ZM210 262L213 264L214 261H210ZM226 262H227V264H230L229 260L225 261V262L222 261L221 264L222 263L226 264ZM261 262H263V260ZM2 263H0V264H2ZM7 263H9V262H7ZM7 263H5V264H7ZM11 263H12V261H11ZM11 263H9V264H11ZM178 263L180 264V263H182V261L181 262L179 261ZM208 263H209V261H208ZM211 263H209V264H211ZM246 263H248V261H246ZM251 263L249 261L248 264H251ZM258 263L259 262H256V264H258ZM55 264H57V263H55ZM58 264H59V262H58ZM100 264H102V263L100 262ZM171 264H173V259H172ZM262 264H264V263H262Z\"/></svg>", "mask_w": 264, "mask_h": 264}, {"label": "rangeland", "instance_id": "374dc122", "mask_svg": "<svg viewBox=\"0 0 264 264\" xmlns=\"http://www.w3.org/2000/svg\"><path fill=\"white\" fill-rule=\"evenodd\" d=\"M57 90L59 91V89H57ZM57 90H54V91L57 93V92H58ZM61 90H62V89H61ZM61 90H60L59 94H61V92H63V94H65V93L68 92V91L65 92V90H63V91H61ZM54 91H53V93H52V91H51L50 95H51V96H54L55 98H56V96H58V97H57L58 99L56 98V101H57V100L60 99V96L57 95L58 93L56 94ZM36 92H39V91H36ZM44 92L47 94V91H44ZM44 92H43L42 94L39 92L41 98L43 99L42 102H39V101L41 100V98H40V100H39V97H40V96H39L38 93H37V94H35V99H34V101L36 100L37 103L34 102L33 104H31V106H27V108H22V107H20V106H19V107L16 106L17 108H20V109H16V108H13V109H12V108H11V106H12L11 103H10V105H11L10 107H9V103H7V102L4 103V104L6 105V108H3L2 110H4V109L7 110L8 108H11V109H12V110H11V109H8V110H11V111H7V114H5V115H4V112L1 110V113L3 114L2 117H4V116H5V118H8V117H9V119H8L9 121H8V120L5 121V119H3V118L1 117L2 114L0 113V114H1V115H0V117H1L0 119H3V122H2V120H0V159H1V160H0V168L2 169V167H4L3 169L6 170V171L4 172L5 174H4L3 172L1 173V170H0V174L3 175V177H1L2 175H0V183H1V184L3 183V186H4V187H3V186L0 187V189H1V188H2V189H3V188L5 189V191H4V189H3V191L0 190V195H1L0 198H3V197L5 196V198H3L2 200L0 199L1 202H2V203H0V204H1V205H5V209H4V207H2V208H3L2 211H3V210H5V211L8 210V211H7V212H8V216H9L10 218L12 217V218L10 219V221H12V222L14 223V226L11 225V226L13 227V228H12V227L10 226V223H11V222L9 221V218L7 217V219L5 218V219H6L5 224L7 225V226H6V225L4 224L5 219H4V221H3V217H2V216L4 215V217H6V216H7V215H6L7 212L5 213V211H4L5 214H3V212H1L2 216H1V214H0V216L2 217V219H1V217H0V219H1L2 221L0 220V231H2V232H0V235H1L0 237H2L3 234H5L4 232H6V234H5L4 237H2V238L0 239V241H3V240H5V241H3L2 243L0 242V243L2 244V246H3L4 243H7V246H8V247L6 246V248H4L5 245H6V244H4V246L2 247L3 249L0 247V248H1V249H0V252H1V253L4 252V254L7 253V256H8V257H6V255L3 256L4 254H1V253H0V263L3 262L4 264L7 263V262L11 263V261H12L11 264H13V259L15 260V261H14V264H19V263H17V262L20 260L19 257L22 255V253L25 255V256L22 255V256H21L22 258H23V257H25V258L29 257V256L26 257V254H25V253H27L28 250H29V252L31 251L30 247L25 246L26 250H25V249H20V248H23V247H24L23 244L27 245V243H28V239H30L32 236L34 237L33 240H36V241L38 240V242H39V240L43 237L44 233H45V234L47 233V232H45V230H44L45 228H47V226H46L45 228L42 227V226H45V224L43 225V223H44V222H43V223H41V227H42L43 229H42V228H41V229L44 230V233H43V234H40V235H42V236H40V235L38 236V238H40V237H41V238H40V239H37V238L35 239L36 236L33 235V234H36V233H37V235H38V232H40V233L43 232V231L40 230V226H38V225L40 224V223H38L39 221H37V222L35 221V220H38V218H37L36 216L33 215V214H36V213H37V212H36V211H37L36 209H38V208H37L38 205H41L42 207H44L43 210H42V207H41V208H40V211H38L39 214H40V212H43L42 214H40V215H42V216L45 215V214H44L45 211H46V212L49 211L50 213L52 212V216H54L53 214L56 213L54 217H52V216L50 217V213H49L47 216L45 215L46 217H42V219H41V221H42L43 218H46V219H45V223H46V225H52V228H53V229L51 228V231H52V232H49V231H50V230H49V227L46 229V230H48V233H49L48 235H49V236L52 234V238H51V237H48V235H45L46 237H44V239H41V241L45 242V243H43L45 246L48 245V242H49L51 239H52V240H51L52 242L50 241L51 243H50L49 245H50V246L52 245V247H54V246H53V244H54L56 248H57L58 245L63 244V240H64V243H65V241H66V242H69V241H71L72 239L75 240L74 238H76V239L78 240V235H77V234H79L80 230L82 229V226H84L86 229H88V228L90 227V224H89V223L84 222V224L79 225V227H81L80 230H78V227H77V230H76V229H75V226H76V225H75V226H72V224H71V225H70L71 228L68 227V231H69V229H70V232H71V231H72L71 229H73V231L77 232V234L75 233V234H76V235H75L74 232H73V233L71 232L72 234L69 232V234H71V236L68 234V236H70V237H68L67 234H66L67 237L65 236V237H66V238H65L64 235H63V234L66 233V232H65V233L61 234V235L63 236V239H61L62 236H61L60 234L55 233V232L57 231V230L55 231V227H56V225L58 224V223H56V222H60V223H61V222H65L64 219H63V218H64L63 216H72V217L75 216V217H76V215L73 216V214L71 213V209H72V208H73L72 210H74V211H75V210H76V211H77V210H81V209L78 208L79 204H77V202H75L74 200H76V199L78 198V197L76 198V196H79V195L81 196V192H82L83 190L78 191V190L81 189V188H79L78 190H76V189H74V188H71V191H72V190H76V192H77V195L74 196V195L71 193L70 189H69V187H70V186H73L72 184H75L77 181H80V182L83 181V185H84V186L81 185V183H80V187L83 186V188H85V184H84V182H85V183H88V184H86V186L88 185V187H87L88 191L84 190V191L82 192L83 197H82V196H81V197H82L83 200L87 203V204H86L87 206H88V205H91V206L89 207V209L93 206V208H94L93 210L96 211L99 207H101V205H99V207H98L97 204H93V205H92V204H91L92 202H90V201H92L91 199H94V200H93V203H94V201H96V199H97V201L99 200V203L102 202L103 199H108V198H109V199L111 200V199H113V198L115 197L114 195H116V194L118 193V192H115V190H116V191H119V192H121V191L123 190V191H122V195H124V194L126 193V189L123 188V187L121 188V186H122V184H124V183L126 184V182H129V181H125V179H127V176H128L127 174H129V177H128L127 180H130V179H131V175L133 174V172H134L135 174H138V176L142 177V178H137V179H139V180L144 179V180H145V178H146L147 176H150V175H149V172H151L150 174H153V175H151V177H154L153 180H154V179H155V180L152 181V178H147V180L149 179V181H150V179H151V181H152V183H151V181L148 182V184L150 183L148 186H153V183H155V182H156V183L159 182V184H160L161 179H162V178H161V177H162V175H161V169L164 167V165H165V163H166V160H167V159H166V156L168 155V154H166V153H170V152H171V149H172V153H175V152H176L178 155H181V154H183V151H184V149L186 148L185 151H184V152H186V153H184L183 155H181V158H182V156H184L185 159L187 158L186 160H188L189 163L191 162L189 165H187L188 167H190L191 164H193V163H192V159H191V157H189L190 153H187V152L190 150V147H192L193 145H191V143H189V141H188L187 139H184V140H183V137H186V133L189 132L188 129H190V131H191V129H192L193 126H191V125L187 126V125H186V127H185L186 129H182L183 126L186 124V122H185V123H184V122L182 123V122H176L177 120L174 121L173 118L175 117V115H174L173 112H172V113L169 112L170 109H168V107L166 108V107H165L166 105L164 106V104H166L165 101H163V102L158 101L159 103H161V105H160L158 102H155V101H153V100H150V101L147 100L146 102H148V103H145V104H148V105L150 104V105H149V106H150V109L153 107V109H151V110L148 108L149 106L146 107L145 104H143V105L141 106V109L144 108L143 110H144V111L146 110L145 112H144V111L141 112V114H143V118H145V116H146L147 123L151 124V122H152V121L150 122L151 116H152L153 119L155 118V119H154V122H153L151 125H148V124H147L148 127L151 126V127L154 128V126H153L154 124H159V123L162 124V123H164V122L166 121V122H165L166 124L163 125V128H164V135L166 134V135H165L166 138H168V137L170 138L171 135H174V136L177 135V136H178V137L176 136L177 139H174V136H171L172 138H171V139H168L167 142H166V141H165V143H161V142H160L161 144H160L159 147H162L163 149L165 148L164 151H163V149H162L163 152L161 153V151L158 152V150H160V149H156V148H158V147H157L158 145H157V146H156V145H155V146L150 145L152 142L149 144V147L153 146L154 148L152 149V147H151V148L149 149V148L147 147V146H148V143L150 142V139H151V137H149L150 135L153 137V139H151V140H153V142L156 140L155 138H156L157 136H158V138H159V135H157L156 132L159 131V129H160V125H158V127H157V125H156L157 128H156V127H155V128L158 129V130L155 131V132H154V131H150V129H153V128H151V127L148 128L149 131L146 130L147 134H149V136H147V137H148V140H149V141L147 140L148 142H147V141H146V142H143V143H144V144H143V143H141V141H140V140H141V139H140V138H141V135H143L144 133H142L141 130H140V133H138L137 130H139L140 128H142V130H143V129H145V127H146V129H147V125H146V122H145V127L143 128V125H142L143 123H141L140 121H139V124L141 123L140 126L138 125V123L136 124V122H137V120H138V116H139V119H142V118H141L142 115H140V111H142V110L140 109V107L138 106L137 103L135 104L136 106H135L134 104H132V106H127V108L125 109V115H126V116L124 115V113H123V111H122V110H124L123 107H120V108L118 107V108H117V106H116V107H115V106H114V107L110 106V108L112 107V108L110 109V108L107 107V106H102V107H100V109H97V108H98L99 106H101V105L93 104V103H92V104H88L90 107H93V110L95 109V110H98V112L101 111L102 114H105V113L107 114L106 116L102 115V117H101V115H100V117H98V116L96 115V114H98V112H94V113L91 114L92 109H89V106L87 105V103H90V102L88 101L89 99H88L86 96L83 97V96L81 95L82 93H79L80 91H77V92L79 93V96L81 95V96L79 97V98L82 97L81 100H79V98H78V96H77L78 93H76V91H73L72 93L70 92L71 94H73V96H74L73 98H75V97L77 96L76 98L78 99V100L76 99V102L73 103V105L75 104V105H74V108H76V110H77V109L79 110V111H77V112H76V110H75V111H74L75 113L73 112L74 109H73L72 104H70V101H71L72 98L69 100V97L71 96L69 92H68V94H69L70 96H68V94H67L68 97H66L67 100H69V101L66 100V102H64L65 98H63V97H64L65 95H61V96H63V97H61V100H59V103L61 102V106H62V102L65 103V105L68 103V104H67L68 106L66 105V107L68 108V107L72 106V109H70V110H69V109H68V110L65 109L66 107H64V106H65L64 104H63V107H60V106L58 105L59 103H58L57 106H56V103H57L58 101L55 102L54 97H50V98H49V96H50V95H49V92H48V94H47V95H48V98H46L47 95L44 94ZM64 92H65V93H64ZM54 93H55V95H54ZM74 93H76V94H74ZM43 94H44V95H43ZM52 94H53V95H52ZM103 94H104V93H103ZM112 94H113V93H112ZM37 95H38V96H37ZM42 95H43L44 97H43ZM45 95H46V97H45ZM105 95H106V96H105ZM105 95H104V96H105V98L107 99V96H110L111 93H109V95H108V93H106ZM114 95H116V94H114ZM114 95H113L111 98H115ZM36 96H37L38 98H37ZM101 96L103 97V95H101ZM86 98H87V100L85 101L84 99H86ZM44 99H45V100H44ZM46 99H51V100H49V101L47 100L46 103H47V104L49 103V104H48L49 106L52 105V104H54V105L51 106L52 108H46V109H45V107L48 106L47 104H44L45 101H46ZM52 99H54V100H53L54 103H53ZM62 99H64V100L62 101ZM109 99H110V98H108L107 101H111V100H112V99H110V100H109ZM159 99H160V100H161V99L163 100V98H160V97H159ZM159 99H154V100L157 101V100H159ZM83 100H84V101H83ZM73 101H75V99H73ZM73 101H72V102H73ZM72 102H71V103H72ZM84 102H85V103H84ZM150 102H151V103H150ZM153 102H155L156 104L158 103V104H157V105H158V109H156L157 107H154L156 104L153 103ZM39 103H40V104H39ZM41 103H42V104H41ZM50 103H51V104H50ZM83 103H84V105H86L87 107L84 106V105H82ZM4 104H1V103H0V106H1V107H5V106H3ZM69 104H70V106H69ZM76 104L79 105L81 108H80V109L77 108L78 106H76ZM7 105H8V106H7ZM38 105H41V106H38ZM91 105H92V106H91ZM97 105H98V107H97ZM157 105H156V106H157ZM42 106L44 107V109H43ZM75 106H76V107H75ZM133 106H134V107H133ZM144 106H145L146 108H145ZM162 106H164V108H166L165 110H167L168 112H167V111L165 112L164 108H163V109L161 108L162 111L164 110V113H163V112L160 110V107H162ZM167 106H168V105H167ZM169 106H170V105H169ZM13 107H15V106L13 105ZM28 107H29V109H30V113H27V112H29V111H27ZM30 107H32V109H31ZM34 107L41 108L42 113H41L40 109H38V108H37V110L35 111L36 108L34 109ZM129 107H131V108H129ZM135 107H136V108H135ZM142 107H143V108H142ZM62 108H63L64 110H63ZM70 108H71V107H70ZM103 108L105 109L104 111H106V110H108V111H106V112L103 111V112H102V109H103ZM106 108H108V109H106ZM114 108H116V111H117V112H115V109H114ZM121 108H122V109H121ZM128 108H129V110H128ZM132 108H134L135 110H134V109L132 110ZM137 108H138V109H137ZM169 108H170V107H169ZM0 109H1V108H0ZM21 109H22V110H21ZM47 109H48V110H47ZM50 109H54V110H52L53 112H52ZM61 109H62V112H65V113L67 114V116H66L65 113H63V114L61 113V111H60ZM117 109H118V110H117ZM130 109H131L132 111H130ZM136 109H137V110H136ZM13 110H14V112H13ZM16 110L19 111V112L17 113ZM24 110H26V111H24ZM31 110H33V112H32L33 115H31ZM55 110H56L57 112H56ZM66 110H67L68 112H67ZM90 110H91V111H90ZM109 110H110V113H111L112 115L109 113ZM120 110H121V113H122V114L118 113V111L120 112ZM127 110H128V111H127ZM149 110H150V111H149ZM153 110H154L156 113H155V112H154V113L151 112V111H153ZM156 110H157L158 112H157ZM4 111H5V110H4ZM20 111H21V112L24 111V112H26L27 114H25V113L23 112V115H22V114H20ZM39 111H40V113H38ZM44 111H45V112H44ZM48 111H49V112H48ZM54 111H55V113H54ZM58 111H59V112H58ZM69 111H70V113L73 112L74 115H73V113L69 114L70 116H73V117H71V120H69L70 118H68V119L65 118V119H67V121H66L67 124H66L65 122H63V121H65V119H64L63 117H64V115H65V117H69V115H68ZM81 111H83V112H87V114H86V113H83L84 115L86 114L85 116L89 115V116H87V118L85 117L86 119H88V117H90V116H91V118H89L88 121H86V119H84V115L82 116ZM112 111H113V112H112ZM137 111H138L139 113H137V116H136L135 114H136ZM148 111H149V112H148ZM170 111H171V110H170ZM8 112H9V116H8ZM15 112H16V114H17L16 117H14V116H15V115H14ZM34 112H36L39 116H38L37 114H35ZM50 112H51V113H50ZM107 112H108V113H107ZM126 112H128V113L126 114ZM131 112H132V113L135 112V113H133L134 115H132ZM160 112H161V113H160ZM11 113H12V114H11ZM13 113H14V114H13ZM45 113H46L48 116H47ZM52 113H53L54 115H53ZM59 113H60L59 116L61 117V119H58V118H57V117H58L57 114H59ZM76 113H78V114H76ZM113 113L120 114V115L122 116V117H121V116L119 115V117H120L121 120L118 119V116H117V117L114 116ZM129 113H130V114H129ZM146 113H147V114H146ZM159 113H160V114L163 113L162 116H161ZM166 113H167V114H166ZM169 113H170V114H169ZM18 114H19V115H22V117L20 116L19 118H21V121L24 122L23 124L26 123V124H25V127H23L24 125L22 124L21 121H19L20 119H17L18 116H19ZM28 114H30V115H28ZM34 114H35V115H34ZM50 114H51V115H50ZM55 114H56V115H55ZM93 114H95V115H93ZM117 114H115V115H117ZM128 114H129V115H128ZM148 114H150V118H149V115H148ZM155 114H157V116H158L157 118H156V115H155ZM158 114H159V115H158ZM168 114H169V115H168ZM24 115H25V116H24ZM49 115H50L51 117H50ZM52 115H53V116H52ZM79 115H80V117L82 116L81 118L83 119V122H82L81 125L83 126L84 121L86 122V123H84V128H82V129H83L84 131H86V132H88V129L91 130V129H93V128L95 127V129H96V131L94 130L95 132H93V131L91 130L93 133H95V135H97V133H98V134L101 133L102 135H104V133L107 134V133H108V129H110L109 131L112 132V133H110V132L108 133V136H109V137H108L106 134L104 135V136L107 138V140H106V138H103L104 136L102 137V136H99V135H98V137L96 136L97 138H95V135H94L95 140H96V139L99 140V138L102 137V138L99 140L100 142L96 140L95 143H96V144H98V143H99V144H102V141H103V140H106V141H104V143H106V144L108 145V147H109V145H110V147H109L108 149H107L106 146H103V145H106V144H102V146L99 145V147H100L99 150H98V145L96 146V144H90V143H92V141L94 140V138L92 137V136H93V133H91L92 136L88 135L91 131H89L87 134H85V135L87 136V137L85 136V137H86V138H84L85 140H83V137H84V136H83L82 133H81V136H79V137L75 135L76 137H78L79 139L82 140L81 143L79 142V139H78V138H76V139H77L76 142L74 141L75 138L72 136V134H76V133L78 134V133L81 132V131L84 133L83 130H81V131L79 130V128L82 127L81 125L78 124V122H80V121L82 120V119L79 117ZM98 115H99V114H98ZM108 115H109V116H108ZM127 115H128V116H127ZM131 115H132L134 118H133ZM144 115H145V116H144ZM164 115H165V116H164ZM166 115H167V116H166ZM11 116H12V117H11ZM40 116H41V119H40ZM42 116H43V117H42ZM45 116H47V117H45ZM55 116H56L57 119H55ZM74 116H75V117L78 116L80 119H77L78 117L75 118ZM107 116H108V117H107ZM112 116H114L115 118H114V117L112 118ZM135 116H136L137 119L135 118ZM154 116H155V117H154ZM173 116H174V117H173ZM44 117H45V118H44ZM48 117H49V118H48ZM53 117H54V118H53ZM124 117H125V118H124ZM127 117H128V119H127ZM159 117L161 118V122H159L160 120H159V121L156 120V119H158ZM167 117L169 118V121H168V119H165V118H167ZM172 117H173V118H172ZM23 118H24V119L26 118V119L23 120ZM28 118H29V120H31L32 122L30 121V123H29ZM92 118H94V119H92ZM95 118H96V119H95ZM100 118H101L102 120H101ZM106 118L108 119L107 121L110 122V123H107V127L104 126V125H106V124H104V123L107 122V121H106ZM116 118H117V119H116ZM148 118H149V119H148ZM160 118H159V119H160ZM171 118H172V119H171ZM12 119H13V120H12ZM15 119H17L18 122H17ZM32 119L35 120L34 123H33V120H32ZM42 119L45 120V121H46V119H47V121H46L47 124L44 123L45 121H43ZM49 119H51V120H49ZM53 119H54L55 121H57V120L60 121V120H61V121H60L61 124H62V125L65 124L64 126H62L61 124H58V123H57L58 127H59V126L62 127V130L65 129V128H63V127H66V128L70 127V128H68L67 130H68L69 132H70V130H72V132H75V133H71V132H70V133H71V135H70V133L68 134V132H66V131H67V130H66V131H62L61 134H60V133H59L60 130H58V129H61V128H60V127L58 128L57 126H56V127L54 126V125H56V124H54L55 121H54ZM72 119H74V121H78L77 124H76V122H73L74 124H72V122H71V121H73ZM76 119H77V120H76ZM90 119H92V122H93V123H96V120L100 119V120L103 122V123H102V122L99 120L100 123L103 124V125H102V128H103V127L105 128V129H104V133H103V129H101L102 131H98L99 125H98V127H97V123H98V124H100V123L97 122L96 125H95V124H93L92 122H90V121H91ZM103 119H105V120L103 121ZM111 119H112V120H111ZM113 119H114V122H113ZM134 119H136V121H134ZM153 119H152V120H153ZM174 119H175V118H174ZM10 120H12V121H10ZM37 120H38V121L40 120L39 123H38ZM79 120H80V121H79ZM89 120H90V121H89ZM94 120H95V121H94ZM115 120H117V121L119 120V122L117 123V121L115 122ZM122 120H123V121H122ZM142 120H144V119H142ZM164 120H165V121H164ZM4 121H5V122H4ZM13 121H14V122H13ZM15 121H16V122H15ZM27 121H28V122H27ZM105 121H106V122H105ZM148 121H149V122H148ZM155 121H156V122H155ZM162 121H163V122H162ZM167 121H168V124H167ZM41 122H42V123H41ZM57 122H58V121H57ZM62 122H63L64 124H63ZM169 122H170V123H169ZM172 122H173V123H172ZM36 123H38V125H37ZM43 123H44V124H43ZM49 123H50V124H49ZM55 123H56V122H55ZM80 123H81V122H80ZM89 123H90V124H89ZM114 123H115V124H114ZM131 123H132V124H131ZM171 123L173 124L174 129H173V126H171V125H172ZM187 123H188V122H187ZM194 123H195V122H194ZM203 123H204V122H203ZM210 123H211V122H210ZM240 123H242V124H244V123H245V124H246V123H247V124H250L249 122H239L238 124H240ZM34 124H35V125H34ZM52 124H54V125H52ZM87 124H88V126H87ZM108 124H109V125H108ZM128 124H129V125H128ZM170 124H171V125H170ZM175 124H176L177 126H175ZM190 124H192V122H191ZM208 124H209V122H208V123L205 122L204 124H202V125H205L204 128H203V126L201 125V126H202V129L205 130V128H206L207 126H211V124H213V123H211L210 125H208ZM214 124L216 125V127H219V128H218L219 130H220V128L224 130V128H223V126H222V123H221V125H220L219 122H218V123L215 122ZM225 124H226V123L223 122V125H224V126H225ZM247 124H246V126L248 127ZM21 125H22V126H21ZM30 125H31L32 127H31ZM47 125H48V126H47ZM49 125H50V126H49ZM66 125H68V126H66ZM76 125H79V126H76ZM94 125H95V126H94ZM117 125H118V126H117ZM134 125H136V126H138V127H140V128H139V129H138V128L136 129V126H134ZM169 125H170V127H167V126H169ZM215 125H212V126L215 127ZM33 126H34V127H33ZM35 126L38 127V128H36ZM45 126H46V127H49L48 129H49L50 131L47 132V131L45 130V129H46ZM52 126H54L56 129H54V127H52ZM161 126H162V125H161ZM164 126H166V130H165V127H164ZM190 126H191V127H190ZM220 126H222V127H220ZM241 126H243V125H241ZM18 127H19V128H18ZM21 127H22V128H21ZM71 127H72V128H71ZM76 127H78V128H76ZM92 127H93V128H92ZM108 127H111V128H108ZM115 127H116V128H115ZM117 127H118V129H117ZM121 127H122V128H121ZM133 127H134V129H135V132H137V133H136L137 136L135 135V136H132V137H135V138L138 139L139 135L141 134L140 137H139L140 140L137 141L138 143H132L131 141L128 143V141L130 140V139H128V137H126L128 140H125V136H126L127 134L130 133V135H131V132H134V131H133L134 129L132 130ZM171 127H172L173 132H174L175 134H174V133L172 134V129H171ZM180 127H181V129H180ZM187 127H188V129H187ZM216 127H215V128H216ZM34 128L37 129V130L35 131ZM44 128H45V129H44ZM51 128L53 129V131H52ZM57 128H58V129H57ZM100 128H101V126H100ZM100 128H99V129H100ZM106 128H107V129H106ZM169 128L171 129V131H170ZM176 128L179 129V133H180V132L182 133V134L180 133L181 135L178 133V130H177ZM17 129H18V130L20 129V131L17 132V131H16ZM32 129H33V130H32ZM48 129H47V130H48ZM69 129H70V130H69ZM120 129H121V130H120ZM127 129H128V131H126ZM156 129H155V130H156ZM168 129H169V130H168ZM209 129H212V127H209ZM213 129H214V128H213ZM43 130H45L48 134H47L46 132H44ZM55 130H58V131H59L58 133H59L60 137H59V135H58L57 133H56V135H55V133H54ZM73 130H74V131H73ZM106 130H107V131H106ZM111 130H112V131H111ZM113 130H114V133H113ZM115 130H116V131H115ZM124 130H125V131H124ZM130 130H132V131L130 132ZM153 130H154V129H153ZM167 130H168V131H167ZM176 130H177V132H175ZM187 130H188V131H187ZM194 130H195V129H194ZM214 130H216V129H214ZM223 130H222V131H223ZM13 131H14V134H13ZM32 131H34V132H32ZM37 131H38V132H37ZM41 131H42V132H41ZM51 131H52V132H51ZM119 131H120V132H119ZM121 131H123V132H121ZM165 131H166L167 133H166ZM169 131H170V132H169ZM217 131H218V130H217ZM28 132H29V133H28ZM43 132H44V133H43ZM55 132H57V131H55ZM63 132H65L66 134H68V135H66L65 138H67L69 135H70V136L68 137V139H69L71 136L74 138V139H72V137L70 138V141H69V142H71V143H68V144H67V141L64 142V140H62V142H61V141L59 140V139H65V138H62L63 135L65 136V133L63 134ZM86 132H85V133H86ZM96 132H97V133H96ZM128 132H129V133H128ZM135 132L132 133V134L134 135ZM143 132H144V130H143ZM146 132H145V133H146ZM183 132H184V133H183ZM185 132H186V133H185ZM17 133H18V134H17ZM32 133L36 136L35 138H34V135H33ZM117 133H118V134H117ZM152 133H154V134L152 135ZM158 133H159V132H158ZM161 133L163 134V130L160 131V134H161ZM168 133L170 134V136H169ZM177 133H178V134H177ZM30 134H31V135H30ZM62 134H63V135H62ZM101 134H100V135H101ZM110 134H111V135L113 134V135L111 136ZM123 134H124L125 136H124ZM138 134H139V135H138ZM162 134H161V135H162ZM167 134H168V135H167ZM187 134H188V133H187ZM41 135H42V136H45V138L40 137ZM51 135H52L53 137H54V135H55L56 138L59 137L58 140L53 141V140L56 139V138H55V137L53 138ZM57 135H58V136H57ZM79 135H80V133H79ZM115 135H117V136L115 137ZM130 135H129V136H130ZM164 135H163V136H164ZM179 135H180V136H179ZM46 136H49V137L51 136V137H50V139H49V137L46 138ZM113 136H114V137H113ZM119 136H120V137H119ZM121 136H122V137H121ZM143 136H144V135H143ZM143 136H142V141H143V139H144V141H145V140L147 139L146 134H145L146 139H145V137H143ZM28 137H29V138H28ZM37 137H38V139H36ZM81 137H82V138H81ZM90 137H92V138L89 139ZM112 137H113V138H112ZM123 137H124V138H123ZM130 137H131V136H130ZM132 137H131V139H132ZM154 137H155V138H154ZM161 137H162V136H161ZM21 138H22V139H21ZM23 138H26V139L28 140L27 144L25 143V141H27V140H25V139H23ZM51 138H52V139H51ZM114 138H115V139H114ZM180 138H181V139H180ZM34 139H35V140H34ZM46 139H49V141H52V142L54 143L53 146H52L53 149H52V147H50V146L52 145V143H51V142L49 143L48 140H46ZM76 139H75V140H76ZM87 139H88L89 141H88ZM111 139H112V140H111ZM160 139H163V138H160ZM19 140H20V141H19ZM31 140H32V141L34 140V145H35V146L38 145V143L42 145L43 143H40V141H41V142L44 141L43 146H45V144H47V145L45 146L46 148L44 147V148H45V151H46V149H49V150H47V151H49V152H47V151L45 152L44 150L39 151L40 149L43 148V146H42V148L40 147L41 145L36 146V148H35V146H34L33 148H34V150L38 148L37 150L39 151V153L42 152V154H38V151H37V150H35L36 153L33 152V151H31L30 149L28 150L27 148H28L29 146H31L30 148H32V145H33L31 142H30L31 145H30V144L28 145L29 141H31ZM36 140H37V141H36ZM66 140H67V139H66ZM86 140H87V141H86ZM108 140H111V141H110L111 143H110ZM122 140L125 141V142H123ZM132 140H133V139H132ZM158 140H159V139H158ZM164 140H166V139H164ZM169 140H170V141H169ZM171 140H172V142H171ZM175 140H177L176 143L173 142V141H175ZM179 140H180V141H179ZM181 140H182V143H181ZM186 140H187V141H186ZM22 141H23V142H22ZM59 141H60V142H59ZM83 141H84V142L86 141V143H87V142H88V143H87V144H86V143H83ZM112 141H113V143H112ZM156 141H157V140H156ZM160 141H161V140H160ZM162 141H163V140H162ZM178 141H179V143H178ZM184 141L186 142L185 145H184ZM14 142H15V143L18 142V143H17L18 145H16ZM20 142H22V144L25 143L28 147H26L25 144L22 145L23 147H22V146L20 147V146H19V145H21ZM58 142H59V143H58ZM77 142L80 143V144H78V145H80V146L77 145L78 147L76 146ZM107 142H108L109 144H108ZM133 142H135V140H133ZM168 142L171 143V144H169ZM190 142H191V141H190ZM48 143H49L50 146L48 145ZM62 143H63V144H62ZM65 143H66V144H65ZM75 143H76V144H75ZM82 143L85 144V145H87V147H88L87 150H88V151L84 150V148H81V147H86L85 145L82 146ZM146 143H147V144H146ZM154 143H155V142H154ZM154 143H153V144H154ZM166 143H167V144H166ZM173 143H175V144L178 145V146H176V145L173 144ZM188 143H189V144H188ZM55 144H58L60 148L58 147V145H55ZM61 144H62L63 146H64V144H65L64 148H63V146H62ZM111 144H114V145L111 146ZM115 144H117V145L115 146ZM118 144H121V145L118 146ZM139 144H140V146H138ZM141 144H143V146L147 147L146 149H145V147H144L145 150H148V149H149L150 151L152 150V154H151L149 151H144L143 149H141V148H143V146H142ZM145 144H146L147 146H146ZM155 144H157V143H155ZM158 144H159V142H158ZM168 144L170 145V147H171V145L173 144L172 147H174L175 149L172 148V147L170 148ZM12 145L15 146L13 151L10 150V147L12 148ZM88 145H89L90 147H91V146H93V147L95 146V147H94V148L92 147V148L90 149V147H89ZM125 145H126V146H125ZM132 145H133V146H138V147H140L141 150H140V151L137 150L138 148H136V149L134 150L133 148L130 147V146H132ZM167 145H168V146H167ZM179 145H180L181 147H182V145H183L185 148H183V147L180 148ZM18 146H19L22 150H25V149H26L25 151H22V152H23L22 155H26V156H28V157H27L28 159H29V158H30V159L32 158V159H31V162H32V160H33V158H34V159H35V162L37 161L39 164H41V166H44V167L47 168V169H49L48 167H50V169H51V167H52L51 165L49 166V164H52V165L54 164L53 167H54V166H55V167L58 166L59 168H57V169H59V170H58L59 173H61V172L63 171V173H61L62 176H59V177H58L59 173L57 172L56 169H55V171H53V167H52L51 170H52L55 174H53V173L51 174V175H52V178L48 177L49 175L44 173V172H45V171H44V170H45L44 167H41L42 169L44 168V170L42 171V170L39 169V170H40V172H39L38 168H39L40 166L38 167L39 164H35L34 167H33L34 169H33V168H32V166H33L32 164L35 163L34 160H33L32 164H31V163L29 162V160L26 158V156H24V157L28 160V162H29V165L27 164V166H29V167L27 168L26 164H25V166H26V167H25V166H24V163H28V162H27L25 159L22 158V159H23V162H24V163H22V167H23V168L25 167L26 172H27V170H28V172L26 173V176H25V175H24L25 172H24L23 170L21 171L22 167H21L20 165H21V162H22V161H20L21 159H18V157H19V158H20V157H23V156L21 155V150L19 151V149H18ZM48 146H49V147H48ZM61 146H62V149H65L66 147H69V148H71V147L74 148V147H75L74 150H75V149H77V150L74 151V152H77V153H75V155H73V154H74V152H72L73 149H69V150H71V151H69V150L67 151L66 149H65V150H62V149H61ZM120 146H121L122 150H121ZM122 146L125 147L126 149L123 148ZM128 146H129L131 149H130V148H127ZM133 146H132V147H133ZM141 146H142V147H141ZM163 146H164V147H163ZM186 146H187V147H186ZM188 146H190V147H189V150H187ZM16 147H17V148H16ZM25 147H26V148H25ZM57 147H58V148H57ZM96 147H97V149H95ZM101 147H102V148L106 147L107 150H106V149L103 150ZM115 147H116V148H115ZM117 147H118V151H116V150H117ZM33 148H32V150H33ZM44 148H43V149H44ZM56 148L61 150V153L58 154V156L60 157V160L57 159L58 156L56 157L57 161L59 160V161H60L59 163H61V164H58V165H57L58 162L56 161V159H55L56 162H54V158H55V156L53 157L54 154L57 155L58 150H57ZM112 148L115 149V150H113ZM119 148H120V149H119ZM166 148H167L168 150H167ZM169 148H170V149H169ZM16 149H17V150H16ZM50 149H51L52 151H50ZM54 149H56V151H55ZM67 149H68V148H67ZM85 149H86V148H85ZM101 149H102V152L100 151ZM111 149H112L113 151H112ZM132 149H133L134 151H136V152H133V153H134V154H133V157H134V155H135V158H134V159H133L132 154H131V152H130ZM176 149L178 150V152H179L180 154L177 152ZM181 149H182V150H181ZM60 150H59V151H60ZM80 150H81V151H80ZM90 150H92L93 152L90 151ZM95 150H96V151H95ZM110 150H111L110 154L112 153V156H111L110 154H108V156H107L106 153H108L107 151H110ZM119 150H120V151H119ZM124 150H126V151L124 152L125 155H127V154L129 155V153L131 154L129 157H127L130 161L127 160V159H124V158H126V156H125V157L122 156V154L124 155V153H123ZM166 150H167V151H166ZM173 150H176V151H173ZM179 150L182 151V152H180ZM186 150H187V151H186ZM17 151H18V152H17ZM26 151H30L31 153H32V152H33V153L30 155V152H29V153H28V152L26 153ZM43 151H44L45 153H44ZM53 151H54V153L50 156V154H51ZM62 151H66V152H68V153L72 152L73 154H71V153H70V154L67 153V154H68L69 156L71 155V156H72V157L70 156L71 158H74V157H75V161H76L77 159H78V160L80 159L81 161H83V163L80 162V160H79L78 164H76V163L74 162V159H73V160L70 159L69 156H68L67 154L65 155L66 152L63 153ZM78 151H80V153H79ZM85 151H86V154H85ZM115 151L117 152L116 154L113 153V152H115ZM142 151H143V152H142ZM165 151H166V153H165ZM24 152H25V154H24ZM89 152H90V153H89ZM95 152H96V153H95ZM103 152H104V153H103ZM121 152H122V153H121ZM138 152H139L140 154H143V153H145V152H146V154H147V153L149 152V153H148L149 155L147 154L148 156H147V155H146V156H147V158H149V157H150V158H149V159L146 158V161H142V160L140 159L139 154H138V155L136 154V153H138ZM141 152H142V153H141ZM12 153L14 154L15 157H13V155H11ZM82 153H83V154H82ZM92 153H93V154H92ZM99 153L104 154V156H103L102 154H99ZM154 153H155V154H154ZM176 153H175V154H176ZM15 154H16V155H15ZM33 154H34V155H33ZM37 154H38L39 157L41 156L40 159H37V158H36ZM46 154H47V155H46ZM78 154H79V156L81 155V156H80L81 158L77 156ZM88 154H89V155H88ZM95 154H96V155H95ZM97 154H98V155H97ZM160 154H161V155H160ZM177 154H176V155H177ZM18 155H21V156H18ZM84 155H87V157H86V156H85V157H82V156H84ZM92 155H94V157H93ZM105 155H106L108 158H106ZM117 155H118L119 157H122V158H121L122 160L124 159V160H127V161L123 162V161L121 160V161L123 162V163H122V162L120 161V159L118 160L119 157H118ZM136 155H137V156H136ZM153 155H155L156 157H154ZM164 155H165V156H164ZM186 155H188V157H187ZM16 156H17V159H15ZM38 156H37V157H38ZM44 156L52 157V158H51L50 161H49V160H48L49 158H48V159H47V158H43V159H42V157H44ZM65 156L68 157V159H67V158H64ZM109 156H111L112 158L109 157ZM114 156H115V157H114ZM113 157H114L115 159H117V160H115L116 163L113 162V161H114ZM117 157H118V158H117ZM151 157H154V158H152L154 161L151 159ZM157 157H158V158H157ZM164 157H165V158H164ZM4 158H5V162H8V163H7L8 165H9V162H10V161H13L12 163L16 162V160H18V161L20 162V163L16 162V164L14 163V165L11 164V162H10L11 166H10V165L8 166L9 169H10V171H11L12 168H13V169L15 168V169H14V170H15V173H13V171H14L13 169H12L13 171H11V173H13V174L9 173L10 171L8 170L7 165L4 164V160H3V163H2V159H4ZM63 158H64V159H67L68 162H69V161H70V162L73 161V162H71L72 165H73V163H74V165H76V168H78V169L75 171V169H74L75 167L71 166V164H69L67 161H66V164H65V160H64V162H62V161H63ZM88 158H91L92 161H95V162L97 161V162L99 163V165H100V163H102V162L104 161V162H103L104 165L101 164L103 167H102L101 165H100V166L97 165V164H98L97 162H96L97 164L95 163L96 166H95L94 162H92V163H93L92 165H94V166H92L91 164H90V165H86V164H89V161L91 160V159L88 160ZM93 158H95V159L93 160ZM98 158L100 159V161L102 160V162L98 161V160H97ZM159 158L161 159V161H162L164 164L161 163V161H159V162H158V163H159V166H160V165H161V166H160V167L158 166V169H157V165H158V164H157V161H156V160H157V159L159 160ZM162 158L164 159V161H163ZM105 159H107V161H106ZM135 159H136V161H135ZM137 159H138V160H137ZM150 159H151L153 162H151ZM155 159H156V160H155ZM43 160H44V161L47 160V161H45V163H44L45 165L43 164V162H44ZM52 160H53V161H52ZM110 160H112L113 165H112V163L110 162ZM133 160H134V161H133ZM139 160H140V161H139ZM148 160H149V161H148ZM40 161H41L42 163H40ZM87 161H88V163H86V164H85L86 166H85V165H84V162H87ZM108 161H109V164L112 165V167H111L110 165L108 166ZM137 161H139V162L142 163V164L138 163ZM147 161H148V162H147ZM37 162H36V163H37ZM52 162H53V163H52ZM135 162H136V164H135ZM146 162H147L148 164H147ZM46 163H47V164H46ZM90 163H91V162H90ZM119 163H121L122 165H121V164L119 165ZM124 163H130L131 165L128 164V165L126 166L127 168H126V169H123L122 166H125ZM137 163L139 164V167H138ZM149 163H151V164L153 163L152 166H151V164H149ZM3 164H4V165H3ZM62 164H63L64 166L66 165L67 167H69V166L67 165V164H69L70 167H69L68 169L73 168V171H75V173H77V171H78V173L76 174L77 177H78L77 180L75 179L76 181L73 180V178H72V177H74L73 175H74L75 173L72 171V172H73V175L71 176L72 172L69 173L70 171H69V170L67 171L66 167H64V166H63V167H64V168H63V167L61 166ZM79 164H81V166H80ZM134 164H135V166H134ZM145 164H146V165H145ZM155 164H156V165H155ZM162 164H163V165H162ZM12 165H13L14 167H12ZM31 165H32V166H31ZM83 165H84V166H83ZM105 165H106V167H104ZM117 165H119V166H121V167L118 169ZM143 165L146 166V167H145V170L142 169V172H141L139 169H140V168H144ZM1 166H2V167H1ZM30 166H31V168L34 170V172H33V170H32V172H31ZM35 166H37V169H35V168H36ZM97 166L101 167V169L104 168L105 172H103L104 170H103V171H100L101 169H100L99 167H97ZM107 166H108V167H107ZM136 166H137L139 169H137ZM154 166H155V167H154ZM6 167H7V168H6ZM10 167H12V168H10ZM18 167H20V168H18ZM80 167H81V168H84V169H81V170H83V172H82V171H79V168H80ZM88 167H89V170H88ZM90 167H91V168H90ZM92 167H93V168H92ZM96 167H97V169H99V171H98L97 169H94V168H96ZM109 167H111V170L115 169V173L118 172L119 174L122 173V174H125V175H127V176H126V177H124V176L121 177V175H122V174H121V175H120V178H119V177H117V176H119V174H117L116 179H118V178L121 179V181L119 180V181L121 182V184L118 183V185H116L118 190L115 189V190L113 191V189L115 188V187H113V189H111V191L114 192V194L112 195V194H111L112 192H110V193H109V196H107L106 193H104L105 190H102V189L98 186V185H99L98 182H97L98 180L96 181V179H95L94 182L96 181V182H97V183H96L97 185L94 184V182H93L94 186H95V187L98 186V187L102 190V192H101V191L98 189V190L101 192L100 194H99L98 190H96L97 193H98V194H96V193H95L96 191L94 190V189H95L94 186L90 184V182L93 181L94 176H95V173L92 172V170L95 171V172H98V174H99V178H98V179L100 180V178H101V174H102V178H103V173L106 175V173L111 172V171H108V170H110ZM116 167H117V168H116ZM129 167H130V169H129ZM131 167H132V168H131ZM188 167H185V169H187ZM26 168H27V169H26ZM60 168H61V169H60ZM85 168H87L88 171H87ZM106 168H107V169H106ZM112 168H113V169H112ZM146 168H147V169L149 168V169H148L149 172L146 171ZM150 168H151V169H150ZM154 168H156V169H154ZM159 168H161V169H159ZM193 168H195V166H194ZM3 169H2V170H3ZM16 169H17V170H16ZM18 169H19L20 171H19ZM29 169H30V170H29ZM50 169H49V174L51 173V172H50V171H51ZM116 169H117V170H116ZM153 169H154V170H153ZM188 169H189V168H188ZM7 170H8V171H7ZM35 170H38V171H35ZM84 170H86V171H84ZM156 170H158V171H156ZM16 171H17V173H19V175H18V179H20L22 176H24V181H25V180L27 181L28 179L31 178V174H30V173H32V176H34V179L37 178V177H35V175H33V173H35V174L38 176V179H39V180H41V179L39 178V177H41L40 175H42V174L44 173L45 175H47V176H45V177H46V178L48 177L50 180H49L48 178H47L48 180H47L46 178H45L46 180H43V177H41V178H42V180H41L42 183L40 184V186H39V183H40V182L37 181V183H34V184H36V185L38 186V188H37V186H35V185L33 184V182H32V184L30 183V182L33 181V180H31V181L29 180V181H27V182L25 181L26 184L24 183V181H22V180H23V179H22L23 177H22L20 180H18V179L16 180V178H15V180H14L13 176H14V177H17ZM18 171H19V172H18ZM41 171H42V172H41ZM66 171H67L68 173H66ZM106 171H108V172H106ZM143 171H144V172H143ZM145 171L147 172V174H145ZM155 171H156V172H155ZM242 171H243V170H242ZM248 171H249V170H248ZM252 171H253V170H250V172L252 173V174L250 173V175L247 174V173H248L247 170H246V171H243V172H246V173H243V172H242V173H240V175H241V177L244 176V177H242V178H245V179L247 178V179H248V178L253 177V174H255V172H254V171L252 172ZM7 172H8L9 175H13V176H11L13 179H11V177H10L8 174H6ZM23 172H24V173H23ZM37 172H39L40 174L37 173ZM46 172H47V170H46ZM79 172H80V174H79ZM81 172H82V173H81ZM99 172H100L101 174H100ZM140 172H141V173H140ZM154 172H155V173H154ZM20 173H21V174H20ZM22 173H23V174H22ZM28 173H29L30 175H29ZM47 173H48V172H47ZM83 173H84V174H83ZM92 173H93V175H92ZM142 173H143V176H142ZM15 174H16V176H15ZM27 174H28V176H27ZM38 174H39V175H38ZM82 174H83V175H82ZM85 174H86V175H85ZM113 174H114V173H113ZM113 174H111L112 176H110V173H109V175L107 174V177H108V176H110V177L107 178L106 176H104V177H106V178H105V179L103 178L104 180H102V179H101V180H102L103 182H105V183H108V182L111 181L110 184H111V186H113V184H112L113 182H114V185L116 184V182H118L115 178H113V180L111 179V178L115 175V174H114V175H113ZM144 174H145V175H144ZM155 174H156V175H155ZM157 174H158V175H157ZM246 174H247L248 176H247ZM4 175H5L6 177H5ZM21 175H22V176H21ZM51 175H50V176H51ZM53 175H56L57 178H59V180H58L57 178H55V179H57V181H56V180L54 179L55 176H53ZM64 175H65V176H64ZM76 175H75V176H76ZM80 175H81V176H80ZM84 175H85L86 177H85ZM87 175H88V176H87ZM159 175H160V177H159ZM251 175H252V176H251ZM43 176H44V175H43ZM82 176H83V177H82ZM90 176H92V177H90ZM96 176H97V174H96ZM144 176H146V177L144 178ZM156 176H158L159 178L156 177ZM4 177H5V178H4ZM8 177H9V178H8ZM25 177H26V178H25ZM27 177H28V178H27ZM29 177H30V178H29ZM60 177H63V179L61 178V180H60ZM64 177H65V178H64ZM69 177L72 178V180H71ZM97 177H98V176H97ZM97 177H95V178H97ZM7 178H8V180H7ZM85 178H87V179L90 178V179H89L90 182H88L89 180L87 181V179H86V180H83V179H85ZM109 178H110V179H109ZM124 178H125V179H124ZM160 178H161V179H160ZM178 178H179V177H178ZM178 178H177V179L175 178L174 180H172L173 183H171V185H170V187H172V188L169 187L170 192L173 191V193H174L175 191H177L176 193H179V194L182 193V190H183V186H184V185H183V183H182L181 181L178 182V180H179ZM2 179H5V180H2ZM38 179H37V180H38ZM52 179H53V181H52ZM91 179H92V181H91ZM106 179H107L108 182L105 181ZM122 179H124V180H122ZM156 179H159V180L156 181ZM6 180H7V181H6ZM12 180H14V182H13ZM54 180H55L56 182H58V183H59V181L62 182V188H63L62 190H63V191L61 190V194H62L63 192H64L63 194L66 193L68 199L65 197L66 195H63V194H62V196H64V197L66 198L67 201H68L69 199H72V200H69V201H68V204H69V206H67L68 208H67L66 206L63 205V204H66V205H67V202L64 203L63 201H61V200H64V201H65V199H61V198H64V197H62V196L60 195V188H61L60 186H61V182L59 183V185H58V183L55 182V183H56L55 186H53L52 189L50 188V190H52V192H54V194H55V191H56L57 189H59V191H56V198H57V199H55V195L52 194L51 191L49 190V186H52V185L54 184ZM70 180L72 181V184H70V186H69V184H67V183H71ZM101 180H100V181H101ZM147 180H146V181H147ZM175 180H176V181H175ZM4 181H5L6 183H5ZM8 181H9L10 183H11V181H12L11 184H12V185H15V184H16L15 186H17V187H14V186L11 187V186H10L11 184H10ZM15 181H16L17 183H16ZM20 181H22L24 184L20 183ZM43 181H46V183H47L49 186H48L46 183H44ZM47 181H48V182H47ZM49 181H52L51 185H50ZM86 181H87V182H86ZM112 181H113V182H112ZM142 181H143V180H141V182H142ZM28 182H29V183H28ZM34 182H36V181L34 180ZM65 182H67L66 184H67V187H68V189H69L70 192L67 191L68 189H65V188H67V187H65V186H66V185L64 184ZM174 182H175V183H174ZM177 182H178V183H177ZM4 183H5L6 185H7L8 183H9V184H8L7 187H6V186L4 185ZM18 183H19V185L21 184V186H23V185H27V186H28L27 189L24 188V187H26V186L23 187L24 189H26V191L23 192V194H25V193L28 194V192H27L28 190L30 191V195H31V196H32V194L34 195V194L36 193V194H35V195H36L35 197L32 196L33 199H35L34 202L32 203V204H34L33 206H32V204H30V203L33 201V199H32L31 196H29V195H23V197L20 196L21 198H24V196H29V199H28V200H25V201H27V202L25 203L26 205H25L24 202H23V200H24L26 197L22 200V202H20L21 199L18 198V197H19L18 195L16 196V194L19 192L18 190H21V191L23 190V191H24V189L20 188L21 186H19ZM27 183H28V184H31V185H28ZM136 183H138V182H136ZM136 183H135V184H136ZM1 184H0V186H1ZM157 184H158V183H157ZM157 184H154V186H156ZM159 184H158V185H159ZM178 184H180V187H181V188L179 187V189H177L178 186H179ZM42 185H43V188L45 187L44 189L42 188ZM44 185H45V186H44ZM56 185H57V186H56ZM78 185H79V183H78ZM78 185L75 184L76 187H77ZM90 185H91L92 188H94V189L91 188V190H92V191L94 190L93 192L96 194V196H95L96 199L94 198V195H95L94 193H93V197H90V195H89V194H91V193H89V192H90V191H89V190H90V187H89ZM119 185H120V186H119ZM158 185H157V186H158ZM176 185H178L177 188L174 187V186H176ZM181 185H182V186H181ZM246 185H247V186L249 185V181L247 182ZM18 186H19V187H18ZM30 186H34V187H36V188H37L36 190H38V192H39V187H40L41 190H45V189H46V190L48 191L49 194H47V191L45 190V191H46L45 193H46L47 195H44L45 193H43L42 196H41V193H42L43 191H42L41 193H40V192L37 193V191L34 189V187L32 188V187H30ZM47 186H48V189L46 188ZM58 186H59V187H58ZM56 187H57V188H56ZM78 187H79V186H78ZM78 187H77V188H78ZM135 187H136V186H135ZM138 187L141 188L140 186H138ZM16 188H17V189H16ZM18 188H20V189H18ZM55 188H56V190H55ZM83 188H82V189H83ZM96 188H97V187H96ZM102 188H103V187H102ZM7 189H8L9 192H13V190H14V193H13L14 195H13V194H9V192H7ZM15 189H16L17 191H16ZM64 189H65L66 191H65ZM133 189H136V188H133ZM133 189L130 190V192H129V196L127 195V196L130 197V198H131L132 195H133V194H132L133 192H131V191H134ZM124 190H125V191H124ZM1 191L4 192V194H3ZM21 191H20V193L22 194ZM31 192H32V193H31ZM76 192H75L74 194H76ZM79 192H80V193H79ZM106 192H107V191H106ZM123 192H125V193H123ZM20 193H19V195H20ZM68 193H69V194L71 193L70 195H72V196H69ZM88 193H89V194H88ZM115 193H116V194H115ZM130 193H131V194H130ZM139 193H140V190L136 189L135 196H137V194L139 195ZM173 193L171 192V195H174ZM2 194H3V196H2ZM6 194H9V195H10V198H12V199H11L12 201H11V200L8 201L10 198H7L6 196L9 197V195H6ZM37 194H40V195H37ZM78 194H79V195H78ZM87 194H88V196H87ZM103 194L105 195V197L101 199V197H102ZM110 194H111L112 196H114V197L111 198L112 196H110ZM118 194H120V193H118ZM150 194H151V193H150ZM150 194H149V195H150ZM152 194H153V193H152ZM152 194H151V197L148 198L149 200H148V203L146 204V205H149L148 207L150 208V210H149V208H146L147 206H145V205L141 207V208L144 207L143 209H141V208H139V209H140V211H142V210H144V209H145V210L148 209L150 212H151V211L154 212V210H155L154 213L151 212L152 215H153V214H156V212H157V210H156L155 208L158 209V207L161 205V203L159 204V202H160L159 199L157 198V199H158V200H157L155 194H153V196H152ZM179 194H178V195H179ZM50 195H53V198H54L55 200L60 201V202L58 203V201H57L58 204L55 203L56 201H55L52 197H49ZM59 195H60V196H59ZM84 195L87 196V198L84 197ZM99 195H100L101 197H99V199H98V196H99ZM14 196L17 197L18 199H16V198L14 199V198H13ZM38 196H39V197L41 196L42 199H41V197H40V199H39ZM57 196H58V197H57ZM68 196H69L70 198H69ZM43 197H44V198H43ZM48 197H49V198H48ZM71 197H72V198H71ZM88 197H90V198L88 199ZM107 197H108V198H107ZM152 197H154L155 199H153ZM6 198H7L8 200H7ZM36 198L39 199V200L37 199V202L39 201L38 204L36 203ZM47 198H48V200H47ZM50 198H51V200L53 199V203H52V201H51V202L49 201ZM73 198H74V200H73ZM132 198H133V197H132ZM132 198H131V201L133 200L132 202H134V203H133V204L131 203V204L133 205V210H134V205L136 206L135 203L137 202V200H134V199H138V198H133V199H132ZM151 198H152L153 202H152ZM5 199H6V201H5ZM13 199H14V201H13ZM26 199H27V198H26ZM31 199H32V201H31ZM43 199H45V200H44L45 203H47V201H48V203H47L46 205H45V203H42V202H41V200H43ZM80 199H81V198H79V201H80ZM100 199H101V200H100ZM125 200H126V205H127V198H126ZM154 200H155V201H154ZM224 200H225V199H224ZM227 200H228V201H227ZM232 200H234L235 202L237 201L236 198H234V199H232ZM15 201H16L17 203L20 202L19 205H21V204H23V206L25 205V206L23 207V209L26 208L25 211L22 212V210H23V209H22V206L20 207L17 203H15ZM30 201H31V202H30ZM71 201H74V202L69 203V202H71ZM77 201H78V200H77ZM79 201H78V202H79ZM81 201H82V199H81ZM81 201H80V202H81ZM84 201H82L81 203L79 202L80 205L83 204ZM135 201H136V202H135ZM170 201H171V202H168V203L170 204L169 206H170L171 208L169 207L170 210H169V209L167 210V214H165L166 216H165V218H164V220H167L168 222L165 221V222L163 223V221H164V220H163V221L159 222L161 225L158 224V222H157V223H156V226H160V227H155V226H153V227H149V225H148V229H149V230L151 229L150 232H153V231H152V228L154 229L153 235H156L157 233L161 232V230L164 231V230L166 229V230H168V231L165 230L164 233L162 232L163 234H165V232H166L165 235H166V236H169V237L171 238V240H173V237H174V239H176V240L178 239V241H176L177 243L180 242V241H181V243H180V244H179V243H178V244H175V243H176V242H175V243H174L175 245H173V246L171 247L172 242H174V240L171 242L170 239H169V237H168V239H167V237L164 235V236H165V238H164L163 234L161 233V235H159V238L162 237L163 239L160 238V240H161V239H162V240L166 239V240H167V243H166V240H164V241H165L164 243L161 242V241H159V242H160V243H159V242H158L159 238H157L158 240L155 238L157 241H155V240L152 239V241H151L152 243H150L151 246H154L155 242H158L159 244H162V245H158V243L155 244V245H156L155 249H158L160 246H162V247H160V249H158L159 252H158V250L155 252V249H154L153 247H152V248H151V247H148V251H149V249L151 248L150 250H151V251L154 250V253H155V254H156V253H159V254H156V255H155V254H149V253L151 252V251H149V253H147V254H148V257H149V258L151 257L150 259L155 258V259H152V260H155V261H156V259H157L158 261H160V264H171V263H172V259H173V264H174V261H176L175 258H176L177 256H180V257H179L180 260L178 259V257L176 258V259H178V260H177L178 262H179V261H180V262L182 261V263H180V264H192V263H193V264H196L195 261H196V260H199V259H201L199 262L196 261V262H198V264H199V263H202L203 260H208L209 263H211L210 261H214L213 264H216V263H217V264H218V263L221 264L222 261L225 262V261H228V260H229V263H230V259H231L232 256H233L232 254H236L237 258H236L235 256H233V260H232V261L234 262V261H235V258H236L237 261H235L234 263H237V264H239V262H240V260H238V259L242 258V256H243V257L245 256L244 258L247 257V258H246V261H248V263H249V261H250V263L252 262L251 264H253V263H254L253 261L256 260V259H255L256 256H257V257H256L257 259L261 256L256 262H259L258 264H260V263H261V264L264 263V257L262 258L263 251H264V243L262 244L261 241H260V240H262V241L264 240V236L262 235L263 238H262V239H259L260 234H264V231L261 230V231H260L261 233L258 231V230H260V229H264V227H262V225H264V222L260 220L262 217H263L262 219L264 220V210H262L263 213L259 210V212H260L261 214L258 215V214H259V212H257L258 207H256V208H257V209H256V212L253 211V210H255V207H248V209L251 208V209H249L251 212L247 213V212L249 211V210H247V212H246L247 215H245V216H247V217H245L243 214H241V215H243V216H241V217H239V218L236 217L237 220H234L233 217L224 216V218H225V219H224V220H225L224 222L222 221V220H223L222 216H221V217H217V219H215L216 217H215V218L213 217L214 219L211 218L212 220H211V219L209 220V221H210L209 223H210L211 225L208 224V227H209V228L207 229V232L204 233V235L201 234V232L197 233V230L195 231L196 234H192L193 231H191V230H190L191 232L189 231L190 242H189V245H187L189 239H188V240L186 239L187 242L184 241V242H185V243H184L183 240H185V237H184V239H183L182 237H180L181 235H180L179 233H178L179 236H176V235H175V232H177V229H175V228H176L178 225H181V224H182L180 227L183 229V225H184V224H183V222L181 221V219H182L183 217H181V219H180V217H178V216H183V215H184V212H183L184 209H183V208H181V209H177V208L175 207V205L171 204L172 201H173L172 198L170 199ZM216 201H217V200H216ZM216 201H214V200L209 201V202H210V203H209V206H210L211 202H213V205L211 206V208L214 207V205H216V204H217V205H219V204H220V205H224V204L226 203V204H227L226 206H228V207H227V208H226V207H223V211L226 210V211H224V213L226 212L225 214H229L228 211L231 212V209L229 208V207H230V204H229V203L231 202V205L234 203V201H231V197H230V198H227L226 201H222V202H224V204H223V203L221 204V203H218V202L215 203ZM4 202H6V203L9 205V206L7 207V209H6V206H7V205H6V203H4ZM12 202L15 203V204H13ZM28 202H29V204H30L34 209H33L32 207H29L30 205L28 204ZM61 202H62V205H63V206H62V205L59 206V204H60ZM89 202H90V203H89ZM149 202H150V203H149ZM151 202H152L153 204H151ZM232 202H233V203H232ZM3 203H4V204H3ZM35 203H36L37 206L35 205ZM51 203H52V204H51ZM73 203H74V204H73ZM75 203H76V205H75ZM95 203H98V202H95ZM99 203H98V204H99ZM10 204H11V205H10ZM12 204H13V206H15V207H17L16 205H18V207H17L16 209H14L13 206H12ZM70 204H71L72 208H70ZM100 204H101V203H100ZM157 204H158V205H157ZM48 205H49L50 207H53L54 210H53L52 208L48 207ZM53 205H54V206H53ZM73 205H75V207H73ZM83 205H84V204H83ZM94 205H97L98 208H95ZM150 205H151V206H150ZM152 205H154L155 208H154ZM156 205H157V207H156ZM233 205H234V204H233ZM26 206H28V207H26ZM35 206H36V207H35ZM45 206H46L47 208H46ZM61 206L64 207V208H62ZM0 207H1V206H0ZM38 207H40V206H38ZM57 207H58L59 209H58ZM60 207H61V209H63V210L65 209V210H64V211H66L65 215H63V214H64V211L60 210ZM82 207H83V206H82ZM84 207H85V205H84ZM84 207H83L82 211H84V209H85ZM136 207H137V206H136ZM262 207H263V205H262ZM262 207H261L260 209H263V208H264V207H263V208H262ZM20 208H21V212H20V210H19ZM30 208H32L33 210L30 209ZM45 208H46V210H44ZM49 208H50V210H48ZM56 208H57V209H56ZM74 208H76V209H74ZM80 208H81V207H80ZM87 208H88V207H87ZM137 208H138V207H137ZM160 208H161V206H160ZM252 208H254V209H252ZM0 209H1V208H0ZM28 209H29L30 212H31V217H32V216L34 217V218H32V221H33V219H34L35 222H34V221H33V222L36 223V224L38 223L37 225L34 224L32 221H31L32 225H30L31 223H28V222L31 220V217H29L30 215H28V216L26 215L27 212H28V214L30 213V212L28 211ZM55 209H56V210H55ZM66 209H67V210H66ZM69 209H70V210H69ZM99 209H100V208H99ZM153 209H154V210H153ZM172 209H174V210H172ZM34 210H36V211H34ZM38 210H39V209H38ZM52 210H53V211H52ZM68 210H69V211H68ZM131 210H132V209H131ZM145 210H144V211H145ZM148 210H146V211L149 212ZM177 210L179 211V213H178ZM181 210H183V211L180 213ZM237 210H239V209H237ZM0 211H1V210H0ZM18 211H19V214H21L19 217H21V216L24 217L25 215L28 217V218L26 217V220H25V217H24V219L20 218V219H22L21 221H22L24 224H26V225L28 224V225H30L29 227H32V228H34L35 226H38L37 228H39V230H40V231H39V230L35 227V228L33 229L32 233L35 232V231H37V230H38V232H35V233H33V234L30 233L31 236L29 235L28 231H27L28 234H26V233H21V234H24V235L26 234V236L28 235L27 237H25L26 239L30 236V238H28L27 240H23V244H17V243L20 242L24 237L21 238L20 236H23V235L18 234L20 238H19V239L17 238V239H18V240H17V239H15V238L18 236V235L16 236V233H20V232H19V228H20L19 226H21V227L23 226V227H22L23 229L27 228L28 230H29V227H25L24 224H22V223L18 224L20 219H19V217H18L17 215H19V214H15V213H18ZM58 211L61 212V213H59ZM74 211H73V212H74ZM76 211H75V212H76ZM87 211H90V210H87ZM87 211H86V212H87ZM138 211H139V210H138ZM140 211H139V212H140ZM146 211H145V212H146ZM171 211H172V212H171ZM175 211H177V212H175ZM14 212H15V213H14ZM24 212H26V214H24ZM75 212H74V213H75ZM77 212L80 213L81 211H77ZM86 212H85V214H83V215H84V218H83V219H85L86 215H89V214H87ZM90 212H93V211H92V208H91V211H90ZM10 213H11V214H10ZM12 213H14L15 215H12ZM32 213H33V214H32ZM67 213H68V214H67ZM70 213H71V214H70ZM82 213H83V212H82ZM82 213H81V215H82ZM168 213H170V214L168 215ZM177 213H178L179 215H178ZM246 213H245V214H246ZM252 213H253V214L255 213V215H258V216H261V215H262V217H258V216H257L256 219H255V216H254L253 221H251V220H252V216H253ZM256 213H258V214H256ZM39 214H37V215H39ZM46 214H47V213H46ZM57 214L59 215V217L63 215L62 218H58ZM60 214H61V215H60ZM66 214H67V215H66ZM149 214H150V213H149ZM174 214H175V217H174V216L169 217L170 215H174ZM250 214H251V215H250ZM11 215H12V216H11ZM40 215H39V218L41 217ZM176 215H177L178 219H177ZM231 215H232V213H231ZM239 215H240V214H237V216H239ZM248 215H249V217H248ZM15 216H16V217H15ZM56 216H57V218H55ZM89 216H90V215H89ZM13 217H14V219H13ZM48 217H50V218H49L48 221H47V218H48ZM90 217H93V216H90ZM172 217L175 218V219H173ZM227 217H228V218H227ZM168 218H169V219H168ZM170 218H171L172 220H174V221H171ZM219 218H220V219H219ZM244 218H246V219H244ZM249 218H251V219H249ZM259 218H260V219H259ZM15 219H17V220H15ZM28 219H30V220L28 221ZM50 219H53V220H50ZM57 219H60V221H58ZM62 219H63V220H62ZM179 219H180V220H179ZM226 219H227V220H228V219H229V220H230V219H231V220L233 219V221H236V222H239V220H240V222L242 223L241 226L238 225V224H240V222H239L238 224L234 222L235 225L240 226V229H238L239 227H236L234 224H232L233 222H232L231 220H230V221H229V220L226 221ZM241 219H242V220H241ZM247 219H248V221H247ZM257 219L260 220V221L258 220L259 223L261 222L260 224L257 223V222H258ZM55 220H56V222H55ZM61 220H62V221H61ZM176 220H177V221H176ZM178 220H179V222H181L180 224H179ZM216 220H217V221H216ZM249 220H250L251 223L249 222ZM17 221H18V222H17ZM24 221H25L26 223H25ZM50 221H51V223H50ZM52 221H53V222H52ZM215 221H216V222H215ZM218 221H219V223H218ZM242 221H243V222H242ZM254 221H257L256 224H257L258 226L260 225V226H259V227H260L259 229L257 228L258 226H257L256 224H255V225L252 224V222H254ZM2 222H3V223H2ZM8 222H10V223H8ZM16 222H17V225H18L17 227H19V228L16 227L17 229L15 228V226H16L15 223H16ZM54 222H55V223H54ZM151 222H152V221H151ZM155 222H156V221H154L152 224L154 225ZM173 222H174V223H173ZM214 222H215V223H214ZM220 222H221L222 225L220 224ZM222 222L224 223V225H226L225 227L223 226V223H222ZM246 222H247V223H250L251 225H250V224H247ZM262 222H263V224H262ZM13 223H12V224H13ZM86 223H87V225H89V226L86 227ZM165 223H166V224H165ZM175 223H176V224H175ZM177 223H178V224H177ZM216 223H217V224H216ZM226 223H228V225H227ZM230 223H231V224H230ZM245 223L248 225L247 228H246L247 225H243V224H245ZM254 223H255V222H254ZM1 224H2V225L4 224L5 227H3L4 225L2 226ZM8 224H9V225H8ZM21 224H22V225H21ZM33 224H34V225H33ZM168 224H169V225H168ZM185 224H186V223H185ZM229 224H230V225H229ZM28 225H27V226H28ZM163 225H164V226H163ZM170 225H172V226L175 227V228H172V226L169 227ZM174 225H175V226H174ZM219 225L223 226L224 230H223V228H221ZM249 225H250L251 227H250ZM67 226H69V225H67ZM150 226H152L151 223H150ZM161 226H162V227H161ZM227 226H228V229H227V232H225V229L227 228ZM229 226H230V227L232 226L231 229L234 228V226H235L236 228H235V229H232V230H234V231L231 230V234H233V235L230 234V235L228 236V234L230 233V228H229ZM242 226H243V227H242ZM244 226H245V227H244ZM254 226H256V228H257V230H256L257 233H255V232H256L255 229H254L255 232L252 230ZM1 227H2V228H1ZM7 227H10L11 229L6 230ZM73 227H74V228H73ZM84 227H83V228H84ZM164 227H165V229H164ZM216 227H217V228H216ZM219 227L221 228L222 232H223V231L225 232L224 234L227 233V234H226V236H227V242H228V241H230V242H234V244L232 243L233 246H232L231 243L229 244L230 248H229L228 245H227L226 238L221 239V240L223 241V242H222L221 240H218V239H217V238H220V237H217V236L214 235V234L218 235V232H217V231L220 230ZM157 228H158V229H157ZM162 228H163V229H162ZM170 228H171L174 232L171 231ZM178 228H179V226H178ZM181 228H180V230H181ZM211 228H212L213 230H212ZM215 228H216V229H215ZM250 228H251V231H250ZM1 229H2V230H1ZM3 229H5L6 231L3 230ZM13 229H15V230H13ZM27 229H26V230H27ZM35 229H37V230H35ZM217 229H218V230H217ZM236 229H238V230H236ZM241 229H244V230L247 229V230H249V231H247V232H246V231H245V232H244V231H239V230H241ZM12 230H13V231H12ZM16 230H17V232H16ZM34 230H35V231H34ZM149 230H148V232H149ZM158 230H159V232H158ZM175 230H176V231H175ZM180 230H179V231H180ZM185 230H186V228L184 227V232H185ZM214 230H215L216 233L214 232ZM10 231H11V232H14V231H15V232H16V233L14 232L15 235H13V236L10 235V234H12ZM20 231H21V229H20ZM22 231H23V230H22ZM29 231H30V230H29ZM68 231H67V232H68ZM78 231H79V232H78ZM155 231H156L157 233H156ZM210 231H212V232L210 233ZM228 231H229V232H228ZM237 231H238V233H237ZM252 231H253V232H252ZM23 232H24V231H23ZM30 232H31V231H30ZM93 232H96V231H93ZM182 232H183V231H182ZM232 232H233V233H232ZM235 232H236V233H235ZM240 232H241V233H244V234L247 233V235H248V232H249V233L252 232V235H251V236H250V235L245 236L246 234L243 235V234H241ZM258 232H259V233H258ZM8 233H9V234H8ZM168 233H172V235H174V236H172V235H168ZM173 233H174V234H173ZM180 233H181V231H180ZM234 233L236 234V236H235ZM7 234H8V236L10 235V236H12V237H9V238H11V239H7V242H6V235H7ZM53 234H54V235L56 234V236L58 235V236L61 237V238L57 237V238H59V239H57V238H55L56 236H54ZM200 234L203 235V238H205V236L210 237V235H211V237H210L211 239L209 240L208 238H205V240H201L202 236H201ZM206 234H208V235H206ZM219 234H221L220 231H219ZM73 235H74V236H73ZM191 235H192V236H191ZM193 235H194V237H198L200 241L197 240L198 238L195 239V238L193 237ZM213 235H214V236H213ZM222 235H223V234H221V236H222ZM239 235L241 236V238H240V239L236 238V237L239 236ZM53 236H54V237H53ZM183 236H184V235H183ZM218 236H219V235H218ZM226 236H224V237H226ZM240 236H239V237H240ZM257 236H259V237H257ZM13 237H14V238H13ZM47 237H48V238H47ZM72 237H73V238H72ZM154 237H155V236H154ZM213 237H214V238H213ZM215 237H217V238H215ZM222 237H223V236H222ZM228 237H231V239H232V237H235V238H234L235 241H234L233 239H232V240H233V241H232L230 238L228 239ZM254 237H257V238L259 239V241H258L257 238H254ZM12 238H13V239H12ZM45 238H46V239H45ZM49 238H50V239H49ZM54 238L56 239V241L58 240L57 242H58L59 244L56 243V242H54V241H55ZM180 238H182V240H181ZM193 238H194V239H193ZM246 238H247V239H246ZM260 238H261V237H260ZM2 239H3V240H2ZM14 239L17 240V241H14ZM47 239H48L49 241H48ZM70 239H71V240H70ZM207 239H208V240H207ZM214 239H215V240H214ZM216 239H217V240H216ZM224 239H225V240H224ZM237 239H238V243L236 242ZM243 239H244V240H243ZM254 239H257V241H258L259 243H258L257 241L255 242ZM9 240H10V242L13 241L14 244H15L16 246L19 245L20 248H17V247L15 248V247H14V246H15L14 244H10V245H11V247H10V245H8V244H9V243H8ZM33 240H32V238H31V242L29 241V244H30L31 246H32V245H33V247L35 246V249H33V248L31 247V248L33 249L31 252L34 251L35 253H37L35 250H36V249L38 250V249L40 248V247H38V245L40 246L41 243H40V242L37 243L36 241H33ZM44 240H46V241H44ZM59 240H60L62 243H60ZM193 240H195V241H193ZM211 240H212V241H211ZM248 240H249L250 242H252V243H250ZM24 241H25V242H24ZM168 241H169V242H168ZM216 241H217V243H215ZM218 241H219V243H218ZM224 241H225L226 243H225ZM244 241H245V244H244ZM16 242H17V243H16ZM21 242H22V241H21ZM35 242H36L37 244H36ZM202 242H203L204 244H205V243H206V244L204 245ZM220 242H221V243H220ZM239 242H240V243H239ZM246 242H248V243H246ZM253 242L255 243V245L253 246V250L250 251V252L253 253V251L257 249V250H256V251H257V255H253V254H256V253H253V254L251 253V255H250V252H249V249L251 250V248H249V247H250L249 244L252 245ZM263 242H264V241H263ZM31 243H32V244H31ZM55 243H56V244H55ZM165 243H166V244H165ZM183 243H184V244H183ZM193 243H196L198 246L196 247V246H195L196 244L194 245ZM199 243L202 244V247H203V248L199 245ZM208 243H210L211 245H212V244H215V245H212L213 249H211V247H210V249H211V250H210V249H209V245H208V247H207V244H208ZM241 243H243V245H247V244H248V245H247V246H249V247H248V252L245 251L243 247H241V250L244 251V253L239 249V248H240L239 246H243V245H241ZM1 244H0V245H1ZM43 244H42V245H43ZM65 244H66V243H65ZM185 244H186V246H185ZM219 244H220V245H219ZM224 244H226V246H225ZM13 245H14V246H13ZM20 245H22V247H21ZM30 245H29V246H30ZM49 245H48V246H49ZM78 245H79V244H78ZM148 245H149V244H148ZM157 245H158V247H157ZM164 245H166V246L168 245V247H166V246H164ZM192 245H194V246L196 247L195 250H194V246H192ZM217 245H218V246H217ZM221 245H224V246H225V251L227 252L225 256H229V255H230V259L222 260V259L225 258V257L223 258V256H222V258H220L221 261H220V262H217L216 260H219L218 257H221V255H222L221 252H223V254H225V252H224L223 250H221V252H220V249H223V247H221ZM259 245H260V246H259ZM45 246H43L44 249H42V250L39 249V250H41V251L44 252L45 249L47 248V246H46V247H45ZM50 246H49V247H50ZM61 246H62V245H61ZM174 246H175V247H174ZM179 246H180V247H179ZM191 246H192L193 249H192V250H189V249H191ZM205 246H206V248L204 249ZM215 246H217V247H215ZM231 246H232V248H231ZM236 246H237L238 249L235 248ZM247 246H245V247L247 248ZM255 246H256V247H255ZM59 247H60V246H59ZM163 247L165 248L164 250L162 249ZM188 247H190V248H188ZM199 247H201L202 252L199 251V252L195 253L197 250H201ZM219 247H220V248H219ZM227 247H228V248H227ZM262 247H263V248H262ZM12 248H13V249H12ZM14 248H15V249H14ZM41 248H42V247H41ZM62 248H63V247H62ZM62 248H61V249H62ZM168 248H169L170 250H169ZM178 248H179V249H178ZM180 248H182L183 250H180ZM185 248H186V249H185ZM198 248H199V249H198ZM207 248H208V249H207ZM214 248H215V249H214ZM242 248H243V249H242ZM246 248H245V249H246ZM254 248H255V249H254ZM258 248H260V249H258ZM9 249H10V250H9ZM11 249H12V250H11ZM19 249H20V250H19ZM167 249H168V250H167ZM173 249H174V250H173ZM187 249H188L189 252L187 251ZM203 249H204V251H203ZM218 249H219V250H218ZM227 249H230V250H227ZM261 249H263V251H260ZM2 250H6V251H2ZM7 250H8V251H7ZM14 250H16V251L18 250L19 252L22 250V251H21L22 253L20 252L21 254L18 252L20 256L17 254V252H14V253H16L19 257H16V255H15L14 253H12V254H14L15 257H14V255H13V258L11 257L12 255L9 253V251H10V252H11V251L13 252ZM24 250H25V252H24ZM39 250H38V251H39ZM166 250H167L168 252H167ZM178 250H179V251H178ZM185 250H186V251H185ZM207 250H208V251H209V250L211 251V255H210L209 253H206ZM212 250H213V252H212ZM216 250H218V252H219L221 255H220L219 253H217ZM232 250H234L235 252L238 251V250H240V251L242 252V255H240V253H235L234 251L232 252ZM26 251H27V252H26ZM99 251H100V250H99ZM164 251H165L167 254H166ZM170 251H171V252H170ZM172 251H173V254H175V255H172ZM174 251H175V252L177 251V252L180 253V254L178 255L177 252L174 253ZM182 251H183V252H182ZM210 251H209V252H210ZM214 251H215V253H214ZM228 251L231 252L232 254H231V253L229 254ZM258 251L261 252V253L259 254ZM29 252H28V253H29ZM31 252L29 253V254H30V258H31L30 260L33 259V261H34V256H33V258H32L33 253H32V255H31ZM43 252H42V253H43ZM162 252H163V253H162ZM169 252H170V253H169ZM185 252H188V255H187V253H185ZM238 252H239V251H238ZM8 253H9L11 256H9ZM99 253H100V252H99ZM101 253H103V250H102ZM101 253H100V255H101ZM151 253H152V252H151ZM161 253H162V254H161ZM181 253H183V254H181ZM184 253L186 254V257H185V254H184ZM189 253H191V254H189ZM193 253H195V254H193ZM213 253H214V255L212 256ZM29 254H28V255H29ZM44 254H45V255L42 254V255H43L42 258H44V256H45V258H47V257H46V256H47V255H46V252H45ZM103 254H104V253H103ZM169 254H171V255H169ZM204 254H205V255H206V254H207V255L209 254V256H205ZM215 254L218 255V257H216ZM244 254H245V255H244ZM248 254H249V256H248ZM258 254H259V255H258ZM261 254H262V255H261ZM104 255L106 256V253H105ZM157 255H159L160 258H158ZM161 255H163V256H161ZM167 255H168V256H167ZM176 255H177V256H176ZM181 255H182L183 257H182ZM191 255H193L192 258L190 257ZM231 255H232V256H231ZM238 255H240V257H238ZM2 256H3L4 258H2ZM153 256H154V257H153ZM166 256H167L168 258H164V257H166ZM170 256L172 257V259H170V258H171ZM187 256H188V258H187ZM194 256H195V257H194ZM204 256H205V259H204ZM210 256H211L212 258H209ZM214 256H215L217 259H214V258H215ZM250 256H252V257H251L252 260H247V259H250ZM10 257H11V258H10ZM102 257H103V256H100L99 258L101 259ZM184 257H185V258H184ZM206 257H208V259H206ZM213 257H214V258H213ZM234 257H235V258H234ZM8 258H10V260H9ZM22 258H21V259H22ZM45 258L42 259V261H43V260L45 261ZM51 258H52V257H51ZM122 258H123V257H119V256H118V258H117V260L119 259L118 262H120V260L123 261L124 258H123V259H122ZM162 258H163V259H162ZM181 258H182V260H181ZM186 258H187L188 260H187ZM190 258H191V259H190ZM196 258H197V259H196ZM198 258H199V259H198ZM227 258H228V257H227ZM261 258H262V259H261ZM23 259H24V258H23ZM93 259H94V261H97L99 264H100V262L103 264L105 258H104V259H101V260H103V261H101V260H99L98 258H96V256H95ZM93 259H91V262H93V263H91V264H98L97 262L94 263ZM96 259H98V260H96ZM107 259H108L109 262H110V259H109L108 257H107ZM160 259L163 260L164 262L161 261ZM164 259H168V260H166V261H169V260H170V261H169L168 263H165L166 261H165ZM242 259H243V258H242ZM242 259H241V260H242ZM253 259H254V260H253ZM260 259H261V261L263 260V262H261ZM1 260H2V261H1ZM6 260H7V261H6ZM53 260H54L55 262H53L52 260H49V263H50V261H51V263L53 262V264H55V263L58 264V262H59V264H60V261H58V258L53 259ZM108 260H107V261H108ZM152 260H151V261H152ZM184 260H185V261L187 260V262H185ZM190 260H191V261L194 260V262H193V261L191 262ZM244 260H245V259H243L242 262H244ZM4 261H5V262H4ZM16 261H17V262H16ZM22 261H23V262H22ZM22 261H19L20 264L24 263L26 260H22ZM57 261H58V262H57ZM99 261H100V262H99ZM148 261H149V259H148ZM155 261H152V262H155ZM158 261H156V262L158 263ZM177 261L175 262V264H179ZM208 261L206 262L207 264H209ZM232 261H231V262H232ZM246 261L244 262V264H248V263H246ZM28 262H29V259H28ZM28 262H27V263H28ZM47 262H48V259H47ZM47 262H46V263H47ZM109 262H107V263H109ZM112 262H114V259H113ZM152 262L149 261L150 264H155V263H152ZM183 262H184V263H183ZM215 262H216V263H215ZM256 262H255L254 264H256ZM3 263H2V264H3ZM9 263H7V264H9ZM30 263H31V261H30ZM49 263H48V264H49ZM51 263H50V264H51ZM69 263H71V261H70ZM107 263L105 262L104 264H107ZM31 264H33V262H32ZM89 264H90V263H89ZM158 264H159V263H158ZM203 264H205L204 261H203ZM211 264H212V263H211ZM222 264H223V263H222ZM226 264H227V262H226ZM230 264H231V263H230ZM232 264H233V263H232ZM240 264H241V263H240Z\"/></svg>", "mask_w": 264, "mask_h": 264}]
</instances>
